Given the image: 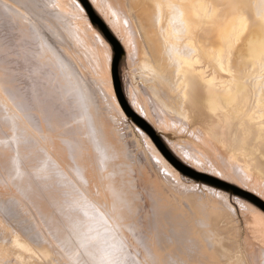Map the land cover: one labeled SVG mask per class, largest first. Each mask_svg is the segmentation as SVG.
<instances>
[{
    "label": "rangeland",
    "instance_id": "1",
    "mask_svg": "<svg viewBox=\"0 0 264 264\" xmlns=\"http://www.w3.org/2000/svg\"><path fill=\"white\" fill-rule=\"evenodd\" d=\"M3 1V3H2ZM0 1V19L2 17V22L0 20V24L2 23V25H0V264H75L78 260V256H79V259H80V255H81V259L80 261H78L77 264H79L81 262V260H84L83 257L86 256L85 252H87L88 250H91L93 248V251L96 249H98V247H102L105 249V245L106 246L109 244V247L110 246V236H107L104 235L103 238H101V235L105 233V227H103V223L105 226H107L106 229H110L111 225L109 226L108 225V222L114 217V214L115 213V217H118L116 216V213L118 212V210L116 209L117 212H115L111 207L113 206L112 205L110 207V209H112L113 211V216L112 218H110L111 216L109 215V213H107L109 216H107V214L105 215V217H103L102 219V211L101 209L105 208L106 207L108 208L109 204H107V202H109L111 199H109L107 196V202L105 203V201L103 202V200H105L104 198H106L105 196H103V194L106 191L104 188V186H102V183H104V185L106 184V180L104 179L105 178V175L102 173V175L104 176H101V175H98L97 173L101 174V169H103L102 172H104L106 169H104L103 167L100 169L101 171L100 172H94L96 169H97V165L98 164V167L100 168V164L101 163V158L98 157L95 153H97V149L101 150L103 147H111L110 149H114L117 153L115 154H118V153H122L124 155H126L127 157H130V155H132L130 158H125L123 159V156L121 154L120 156V159H123L124 162H122L121 160H117L118 162L116 163H124L126 165H128V167H133L131 168V170L134 172L133 174V178L135 181L139 182L138 184H140L142 187L144 184V186L146 185L145 183L147 182L146 179H148L149 177V184L153 185L155 182V184H158L160 183V181H162L161 183L165 186L166 188V191H167V195L166 192L163 193L164 196H165V200L166 202L170 205L172 204L171 206L176 208V210H170L169 213H171L170 217L171 219H175L176 216H173V212L175 211H179V213L182 214V211L183 213H186L185 216H189L188 220H185L187 221V223L189 224V230H190V234L191 236L193 237H196L195 235H197L198 237L202 238L204 235L201 231L204 232L205 230V233H211V232H214L217 233L218 235L215 234V237H216V240L218 241L217 244H219V250H227L228 249V252L225 250L224 251V256L220 262L221 264H264V238L261 239V237L258 239V237L254 236V234H252V230H250L248 228L247 230V223L249 221V218L250 217V214L252 211H250L249 213L246 211V209H242L238 204H235L236 207H238L239 209V212L242 211V213H236L235 215H231L228 213L227 209L225 210L226 207H224L221 203V201H212V199L214 198H209V196L206 194V191H204V193L202 191H200L201 195H203L202 197L203 198H198L200 197L201 195L199 193H197V187L194 185V183H198L199 185H206V186H209V187H213V186H210V185H207V184H204V183H201V182H196L194 180H191V179H188L185 177V181L183 183H177V181H172L170 178V180H168V178L165 177V174H164V171L162 170L160 172V166L158 165V161H154V159L152 158L154 155L151 154V151L149 153V148L145 145V143L143 142L141 136L135 131L133 130V127H131L130 125H128L127 122H125L124 120H122V118L119 116V114L117 115L116 113V109L112 108V105L113 103L111 104L110 103V95L108 93V87H107V60L104 56H106L105 52H107L106 48L104 47V43H102L100 40L98 41L96 39V35L92 33L90 27H87L88 25L86 24V22L84 21V18L82 16L81 13H79L80 11H78L77 8H75V6H73L74 4L70 1V0H59V1H63L60 2L62 3L61 5L59 4V1L57 0H2ZM9 1V2H8ZM14 1V2H13ZM18 1V2H16ZM26 1V3H25ZM28 1V3H27ZM32 1V2H31ZM67 1V3H66ZM102 1V2H101ZM106 1V2H105ZM114 1H115V5L114 6H118L120 7H114L113 4H114ZM125 1V3H124ZM134 1V2H132ZM21 2V3H20ZM24 2V4L22 3ZM40 2V3H38ZM70 2V3H69ZM102 8L104 10H107L105 11L106 14L109 16L110 20H116L115 22H113L112 20V23H115L117 25V27L119 26V24L123 22V24L121 25L120 24V28L119 30V33H121V38L125 41L126 43V47L128 46L127 44L129 43V48L127 49V51H129V53L126 54V56L124 57V59L122 60L121 62V66H120V71H121V76H122V81H123V85H124V89L125 91L127 92L128 88L129 90L132 89V91L130 90V92L132 93L133 97L135 98V100H139L137 101V103H139L142 107L144 106L145 110L149 113V115H151V117L154 118L155 122H152V124L154 125H157L156 128L158 127V133L160 135H162V137L164 138L165 142L167 143V145L169 146V148L171 150H173L172 148H174V150H176V152H179L178 154L181 156H187V158L190 156V158H188V162H192V164L194 166H196L197 168H200L201 170L203 171H200L202 173H206L208 175H211V176H214V175H217L218 179L221 178V180L225 181L226 179V182L228 183H231L233 185H236L238 187H240L241 189H244L248 192L253 191L254 192H258L260 194H262L261 196L264 197V173H261L260 171L258 172L257 169H255L254 167L250 166L251 165V161H249V158L251 156H249L250 152H248V154H243L244 151H242L240 149V147L236 144H233V143H229L227 144L228 142H226L225 145L224 143H221L220 142H217L209 137H206L204 135V133L202 134V128L200 129L201 127V124H199V122L197 123L196 121L195 122H188V120H186V117H185V112L182 111L181 109L178 108L179 104L173 101H170L167 97H166V94H165V91L162 92V88L157 86V83L156 81L154 80V69H152L153 67H155L154 64L155 61H157V58L158 56L157 55H153L154 58V61L150 60L152 56H150L149 52L150 53H153L154 50L156 49L157 46H155V43L156 41H152V40H157L156 38L157 37H154L152 38H149L147 42L149 43H154V45H149V43H146L148 44L149 46H154L151 47L153 48L151 50L150 49H145L143 52L147 55L149 54V60L148 58L146 59L145 57L143 58L144 54L141 55V52H138L140 50V48H142V44H144L143 42H141V40H143L144 38V35H143V31H140L139 30H136V28L138 29H143L145 30L146 28L148 27H151L150 24H148V22L144 19H142V21L140 20L139 17L141 18H145L146 15V11L149 13H152L153 14V9L152 7H149V4L147 2H145V0H138L137 2H135V0H99ZM111 2V3H110ZM118 2V4L116 3ZM127 2V4H126ZM131 2V3H130ZM140 2V3H139ZM141 2H145L144 5L141 3ZM33 5H31V4ZM34 3V4H33ZM110 3V4H108ZM139 5H138V4ZM37 4V6H36ZM68 4V5H67ZM117 4V5H116ZM133 5V8L131 5ZM138 6H136V5ZM143 6H142V5ZM6 6L7 10L3 8V6ZM10 5V6H9ZM14 5V6H13ZM31 5V6H29ZM35 5V6H34ZM63 5H66V6H63ZM123 5V6H122ZM125 5V6H124ZM127 5V6H126ZM148 5V6H146ZM258 5V4H256ZM4 6V7H5ZM13 6V7H11ZM19 9H17L18 7ZM47 6V7H46ZM53 9H52V7ZM72 6V7H71ZM113 6V7H112ZM129 6V7H128ZM139 9H134L136 7ZM37 7V8H36ZM51 7V8H49ZM55 7V8H54ZM57 7V8H56ZM60 7V8H59ZM105 7V8H104ZM143 7H145L143 9ZM27 8V9H26ZM33 8V9H32ZM67 8V9H66ZM109 8V9H108ZM113 8V9H112ZM117 8V9H116ZM126 8V9H125ZM128 8V9H127ZM132 9V12L131 9ZM148 8V9H147ZM9 9V10H8ZM12 9V10H10ZM20 9H22L20 11ZM35 9V10H34ZM37 9V10H36ZM40 9V10H39ZM43 9V10H42ZM46 9V10H45ZM60 9V10H59ZM119 9V10H118ZM143 9V10H142ZM14 10H15V13H14ZM66 12H65V11ZM123 10V11H122ZM128 10V11H127ZM137 10H139L140 12L138 13ZM145 10V11H144ZM150 10L152 12H150ZM21 14H20V12ZM78 11V12H77ZM116 11V12H115ZM119 13H118V12ZM136 11V12H135ZM142 11V12H141ZM2 12V13H1ZM10 12V14H8ZM12 12V13H11ZM18 14H17V13ZM35 12V13H34ZM64 12V13H63ZM68 12V13H67ZM113 12V13H112ZM117 13V16L115 13ZM128 12V13H127ZM111 13V14H110ZM125 13V14H124ZM134 14L132 16H130V14ZM136 13V14H135ZM138 13V15H137ZM143 14V15H140ZM8 16H7V15ZM12 14V15H11ZM14 14V15H13ZM20 14V15H19ZM80 14V15H79ZM113 14V15H112ZM127 14V15H126ZM148 14V13H147ZM5 18H9L8 20L5 19ZM19 15V16H17ZM26 15V16H25ZM33 15V16H32ZM61 15V16H60ZM70 15V16H69ZM112 17H111V16ZM137 15V16H135ZM145 15V17H144ZM15 16V17H14ZM17 16V17H16ZM25 16V17H24ZM30 16V17H29ZM72 16V18H71ZM77 16V17H76ZM125 16V17H123ZM133 16H135L136 18H139V20H137L135 17L133 18ZM139 16V17H138ZM143 16V17H142ZM148 16V15H147ZM11 17V18H10ZM21 17V18H20ZM24 17V18H23ZM27 17V18H26ZM70 17V18H69ZM114 17V18H113ZM122 18V22H119L121 21V19L119 18ZM129 17V18H128ZM14 20H13V19ZM17 18V20H16ZM23 18V19H22ZM26 18V19H25ZM5 19V20H4ZM31 19L33 20V22L31 21ZM57 19V20H56ZM79 19V20H78ZM130 19V21L128 20ZM132 19V20H131ZM136 20L138 21L137 24L136 21H134L135 23H133V20ZM146 19V18H145ZM23 20H27V21H24ZM43 20V21H42ZM64 20V21H63ZM127 20V22L125 21ZM6 21V22H5ZM29 21V22H28ZM52 21V22H51ZM81 21V22H79ZM83 21V22H82ZM15 22V23H13ZM32 22V23H31ZM46 24H45V23ZM64 22V23H63ZM119 22V23H117ZM146 22V23H145ZM8 23V26L7 24ZM12 23V24H11ZM17 23V24H16ZM29 25H27V24ZM35 23V24H34ZM129 24L127 26V24ZM142 23V24H141ZM145 23V24H144ZM10 24V25H9ZM22 24V25H20ZM61 24V25H60ZM67 24H70V25H67ZM136 24V25H135ZM141 24V28L139 27ZM145 26H144V25ZM146 24L149 25L146 27ZM4 25V26H3ZM60 25V27H59ZM64 25V26H63ZM81 25V26H80ZM86 27H85V26ZM139 25V26H137ZM7 26V27H5ZM12 26V27H11ZM16 26V27H15ZM77 26V28L75 27ZM83 26V27H82ZM131 26V27H130ZM137 26V27H136ZM144 26V27H143ZM14 27L17 29L15 30ZM24 27V28H23ZM75 27V28H74ZM80 27V28H79ZM126 27V28H125ZM133 27H136L135 29ZM33 28V29H32ZM63 28V29H62ZM71 30H69V29ZM8 31H6V30ZM10 29V30H9ZM22 29V30H21ZM51 29V30H50ZM84 29V30H83ZM20 30V31H19ZM13 33H12V32ZM17 31V33H15ZM38 31V32H36ZM63 31V32H62ZM126 31V32H125ZM136 31H139L136 33ZM3 32V33H2ZM7 32V34H6ZM11 32V33H10ZM19 32V33H18ZM22 32V33H21ZM60 32L62 34H60ZM73 32V33H72ZM10 33V34H9ZM38 33V34H37ZM64 33V34H63ZM138 33H140L139 35H141V39L138 35ZM6 34V35H5ZM15 34V35H14ZM5 35V36H4ZM17 35V36H16ZM23 35V36H22ZM40 35V37H39ZM91 35V36H90ZM137 36V37H136ZM143 36V37H142ZM21 37V38H20ZM64 37V38H63ZM67 37V39H66ZM78 37V38H77ZM139 37V39H138ZM5 38V39H3ZM14 38V39H13ZM16 38V39H15ZM18 38V39H17ZM83 40H82V39ZM129 38V40H128ZM135 38V39H134ZM143 38V39H142ZM180 38V36L178 37ZM182 38V37H181ZM3 39V40H2ZM38 39V40H37ZM62 39V40H61ZM79 39V40H78ZM137 39V40H136ZM19 40V41H18ZM61 40V41H60ZM67 40V41H65ZM146 40V38L144 39ZM180 40V39H179ZM4 41V42H2ZM26 41V42H25ZM84 41V42H83ZM182 41V40H180ZM17 42V43H16ZM101 42V43H100ZM140 42V43H139ZM15 43V44H13ZM65 43V45H64ZM71 43V45H70ZM137 43V44H136ZM7 44V45H5ZM42 44V45H41ZM75 44V45H74ZM85 44V45H84ZM100 44V45H99ZM103 44V45H102ZM130 44H132L130 46ZM180 46L178 45V47H181V51L186 49V53L189 54V49L187 50V48L183 47L184 43L183 42H180ZM27 45V46H26ZM36 45V46H35ZM63 47H62V46ZM74 45V46H73ZM78 45V46H77ZM140 48H138V46ZM7 46V47H5ZM45 46V47H44ZM82 46V47H81ZM87 46V47H86ZM142 46V47H141ZM66 47V48H65ZM73 47V48H72ZM146 47V46H145ZM144 47V48H145ZM183 47V48H182ZM66 51H65V49ZM80 48V49H79ZM87 50H86V49ZM92 48V49H91ZM101 48V49H100ZM133 48V49H131ZM137 48V49H136ZM5 49V50H4ZM42 49V50H41ZM68 49V50H67ZM82 49V50H81ZM105 52H104V50ZM143 49V48H142ZM141 49V50H142ZM10 50V51H8ZM14 50V51H13ZM28 50V51H27ZM31 50V51H30ZM69 50H71L69 52ZM74 50V51H72ZM77 50V51H76ZM98 50V51H97ZM147 50V51H146ZM150 50V51H148ZM17 51V53H16ZM21 53H19V52ZM53 51V52H52ZM68 51V53H67ZM81 51V52H80ZM92 51V52H91ZM134 51L135 53L133 54L132 52ZM47 52V53H46ZM72 52L74 54H72ZM131 52V53H130ZM142 52V53H143ZM148 52V53H146ZM24 53V54H23ZM95 53V54H94ZM139 53V54H138ZM7 54V55H6ZM10 54V55H9ZM16 54V55H15ZM72 54V55H71ZM98 54V55H97ZM129 54V55H128ZM133 56H132V55ZM157 54V53H156ZM21 55V56H19ZM102 55V56H101ZM134 55H135V58H134ZM152 55V54H151ZM71 56H72V59H71ZM75 56V57H74ZM86 56V57H85ZM92 56V57H90ZM95 56V57H94ZM129 56V57H128ZM148 56V55H147ZM8 57V58H7ZM26 57V58H25ZM82 57V58H81ZM152 57V59H153ZM9 58H11L9 60ZM42 58V59H41ZM76 58V59H75ZM91 58V59H90ZM95 58V59H94ZM103 59V60H100ZM129 58V60H128ZM132 58V59H131ZM49 59V60H48ZM77 59H78V62H77ZM8 60V61H7ZM62 60V61H61ZM69 60V61H68ZM72 60V61H71ZM76 60V61H75ZM98 60V61H97ZM100 60V61H99ZM105 60V61H104ZM146 60V61H145ZM148 60V61H147ZM10 61V62H9ZM14 63H13V62ZM75 61V63H74ZM91 61V62H90ZM152 62L149 64V62ZM8 62V63H7ZM77 62V63H76ZM134 62V63H133ZM147 62V63H145ZM7 63V64H5ZM22 63V64H21ZM74 63V64H73ZM96 63V64H95ZM104 63V64H103ZM18 64V65H17ZM57 64V65H56ZM151 64H154L152 65L151 67ZM6 65V66H5ZM24 65V66H23ZM50 65V66H49ZM52 65V66H51ZM94 66V67H93ZM20 67V68H19ZM32 67V69H31ZM8 68V69H7ZM24 68V69H23ZM68 68V70H66ZM80 68V69H79ZM104 68V69H103ZM139 68V69H138ZM45 69V70H44ZM79 69V70H78ZM84 70V71H83ZM64 71V72H63ZM68 71V72H67ZM93 73H92V72ZM98 71V72H97ZM103 71V72H102ZM147 71V72H145ZM167 71V70H166ZM67 72V73H66ZM138 72V73H137ZM152 74H151V73ZM37 73V74H36ZM104 73V74H103ZM166 72H164V75ZM16 74V75H15ZM45 74V75H44ZM151 74V75H150ZM71 75V76H70ZM83 75V76H82ZM102 75V76H101ZM139 75V76H138ZM10 76V77H9ZM12 76V77H11ZM69 76V78H67ZM75 76V77H74ZM14 77V78H13ZM73 77V78H72ZM89 77V78H88ZM91 77V78H90ZM6 78V80H5ZM21 80H20V79ZM41 78V79H40ZM71 78V80H70ZM104 78V79H103ZM12 79V80H11ZM76 79V80H75ZM150 79V80H149ZM26 80V81H25ZM47 80V81H46ZM69 80L72 81L69 83ZM78 80V81H77ZM103 80V81H102ZM22 81H25V82H22ZM39 81V82H38ZM45 81V82H44ZM54 81V82H53ZM60 81V82H59ZM90 81V82H89ZM97 81V82H96ZM106 81V82H105ZM149 81V82H148ZM15 84H14V83ZM27 82V83H26ZM62 82V83H61ZM75 84L77 87L79 86V88H75V85H72V84ZM156 83V84H155ZM39 84V85H38ZM79 84V85H78ZM6 85V86H5ZM47 85V86H46ZM156 85V86H154ZM31 86V87H30ZM84 86V87H83ZM132 86V87H130ZM135 86V87H134ZM6 87V88H5ZM80 87L81 89L86 93L88 91V93L90 92V94H83L84 96H81V90H80ZM88 87V88H87ZM103 87V88H102ZM159 87V88H158ZM8 88V89H7ZM74 88V89H72ZM146 88V89H145ZM3 89V90H2ZM54 89V90H53ZM76 89H78L76 91ZM86 91H85V90ZM156 89V90H155ZM29 90V91H28ZM36 90V91H35ZM74 90V91H73ZM150 90V92L148 91ZM107 91V92H106ZM158 91V92H157ZM9 92V93H8ZM44 92V93H43ZM50 92V93H49ZM60 92V93H59ZM107 94H106V93ZM162 92V93H161ZM12 93V94H11ZM29 93V94H28ZM80 93V94H79ZM16 94V95H15ZM79 94V95H78ZM92 94V95H91ZM127 94V93H126ZM163 94V95H162ZM3 95V96H2ZM16 97H15V96ZM90 95V96H89ZM94 95V96H93ZM15 97V98H12V97ZM19 96V97H18ZM78 96V97H77ZM80 96V98H79ZM137 96V97H136ZM85 97V98H83ZM94 97V98H92ZM96 97V98H95ZM98 97V98H97ZM105 97V98H104ZM49 98V99H48ZM82 98V99H81ZM101 98V99H100ZM103 98V100H102ZM143 98V99H142ZM147 98V99H146ZM2 99V100H1ZM9 99V101H8ZM79 99V100H77ZM86 99V100H84ZM92 101V99L94 100V102ZM169 100L168 102V105H167V101L165 100ZM84 101H87L86 104L88 105L89 101L91 102L92 105H95L93 106L92 108V105L89 104L88 106L85 104V106L83 105L84 103L82 102ZM97 100V101H95ZM144 100V101H143ZM157 100V101H156ZM59 101V102H58ZM81 101V102H80ZM105 101V102H104ZM147 101V102H145ZM156 101V102H155ZM159 101V102H158ZM165 101V102H164ZM10 102V103H9ZM30 102V103H29ZM97 103V106L96 104L94 103ZM100 102V103H99ZM149 102V103H148ZM154 102V103H153ZM171 102V103H170ZM79 103H81L79 105ZM110 103V104H109ZM143 103V104H142ZM160 103V104H159ZM12 104V105H11ZM40 104V105H38ZM42 104V105H41ZM174 107H172L173 105ZM176 104H177V109H175L176 107ZM48 105V106H47ZM79 105V106H78ZM82 105V106H81ZM91 105V106H90ZM101 105V107H100ZM155 105V106H154ZM159 105V106H158ZM171 105V107L169 106ZM47 106V107H46ZM83 106H84V111H83ZM96 106L98 109H100L103 113V117H104V114H105V117L107 118V116L109 117L110 115V118L112 117L111 115L114 116L115 115V119L116 121L113 119V121L117 122V124L114 122L115 126L114 127V124H112V120L110 119V122L109 121V118L108 120L104 117L102 118V116L99 114L101 113V111H99L98 109H96ZM45 107V108H44ZM50 107V108H49ZM80 107V108H79ZM81 107H82V110H81ZM86 107H91V108H88L90 111H92V113L89 111V110H86ZM109 107V108H108ZM111 107V108H110ZM148 107V108H147ZM169 107V108H168ZM15 108V109H14ZM58 108V109H57ZM167 108V109H166ZM14 109V111H13ZM45 109V110H44ZM79 109V111H78ZM104 109V110H103ZM112 109H115L113 111V113L109 114L110 113V110L112 112ZM179 109V111H178ZM98 111V116L95 115L97 112L95 111ZM163 110V111H162ZM173 110V111H171ZM176 110V111H174ZM181 110V111H180ZM64 111V112H63ZM82 111V112H81ZM85 111H88L90 115L93 114V117L94 115L96 116L95 119H93V121L91 122V120L89 119L90 118V115L88 117L87 113L88 112H85ZM106 111H109L106 112ZM169 111V112H168ZM18 112V114H17ZM30 112V113H29ZM84 112V113H83ZM94 112V113H93ZM15 113V115H14ZM80 113H83V114H80ZM101 113V114H102ZM106 113L107 116H106ZM173 113V114H172ZM21 114V115H20ZM47 114V116H46ZM52 114V115H51ZM184 114V117L183 115ZM247 112H245L243 115H246ZM6 115V116H5ZM14 115V116H13ZM50 115V117H49ZM77 116V120H76V117ZM80 115V116H79ZM81 115H86L85 117L84 116H81ZM182 115V116H181ZM18 116H21L20 118ZM74 116V118H73ZM101 116V117H100ZM158 116V117H157ZM84 117V118H82ZM119 117V118H118ZM18 118V119H17ZM81 118L84 120L85 118L88 119V120H84L85 123L87 124H84V122L81 120ZM92 118V116H91ZM96 118H100L99 120ZM102 118V119H101ZM152 118V119H153ZM16 119V120H15ZM75 119V120H74ZM121 119V120H120ZM35 120V121H34ZM58 120V121H57ZM94 120H96V124H94ZM157 120V121H156ZM26 121V122H24ZM40 121V122H39ZM106 126L108 125V129L106 128L109 133H110V138H107L109 139L108 141L110 142L108 145V141L106 139V135H109V134H106V131L105 129V136L104 134H102V130H101V127H103L104 125L101 124V122ZM104 121V122H103ZM108 123H107V122ZM11 122V123H10ZM14 122V123H13ZM16 122V123H15ZM19 122V123H17ZM23 122V123H22ZM56 122V123H55ZM94 122V123H93ZM98 122V123H97ZM106 122V123H105ZM176 122V123H175ZM27 123V124H26ZM42 123V124H41ZM74 123V124H73ZM91 123V124H89ZM100 123V124H99ZM110 123V124H109ZM151 123V122H150ZM161 123V124H160ZM195 123V124H194ZM12 124V125H11ZM14 124V126H13ZM33 124V125H32ZM58 124V125H57ZM61 124V125H60ZM83 124L85 127H83V130H85V135L86 133L88 135H84V132L82 129V125ZM99 124V125H97ZM125 124V125H124ZM179 124V125H178ZM191 124V125H190ZM30 125V126H29ZM54 125H57L56 127H53ZM60 125V126H59ZM92 125L95 127V125L99 128L98 131L96 132L97 135L94 133L95 129L94 130V127H92ZM111 125V127H110ZM119 125V126H118ZM29 126L30 130L32 129V132H30L29 128L27 127ZM35 126V128H34ZM45 129H44V127ZM79 126V127H78ZM118 126V127H117ZM161 126V127H160ZM186 126V127H185ZM193 126V127H192ZM199 126V127H198ZM14 127H16L17 131ZM60 127V128H58ZM91 127V128H90ZM125 127V128H124ZM165 127V128H164ZM28 128V129H27ZM56 129V132H57V128H58V134H57V137H59L60 139L59 140H65L64 138L66 137H63L61 139L60 136L62 135H65V136H68V138L70 137L69 136V133L70 135L73 133L74 135L76 134V137L73 135L72 137L69 138V140L71 138H76L78 139V137H80V142H82L83 140V136L86 137V139L88 140H84V144H87L88 141L90 143V146L92 145V148L93 146H95L94 148L95 149H90L91 152H88L90 151L89 149L88 150H84V148H82L83 145L80 144L79 140V146L77 144L78 147L81 146V150L83 149V151H87L90 155V159H92L91 157H93V159L91 160V162L93 161L94 163H96L94 167H96L93 171V173H96L98 176H95L96 174H94V178H98V180L101 178V177H104L102 179H104V182H102L103 180L101 179V181L97 180V179H94L97 184L96 187H94V189L92 188V191L91 192H86L87 194H83L82 192H84L87 188H90L91 190V187L93 186H89L93 181V177L91 179L92 182H90V184L88 183H84V185H82V188L80 186L78 187H75L73 188L74 190H70L68 189L67 191H65L68 186L66 185V189L63 188L64 187V184H62L61 182H58L56 184H51V188L53 189L52 190V193L53 195H56L58 198H60L61 202L62 203H67L68 200H69V196L71 195L72 197L70 198H74L76 199L74 202H78V204H80V206H75V205H72V207L70 209L71 212H73V216H74V211L77 210V211H80L78 212V214L80 213V216H83L82 218H84L86 220V217L88 215H91L92 214V211H94V213H99L101 216H100V219H98L99 217V214H96L98 217L96 218V216L94 214H92L91 216H89L91 219H87L89 221H94V224L97 223V220L100 222H102V225L100 226L103 230H105L104 232H101L102 234L99 235L98 232H93L94 234H98L100 239L103 240L102 243L104 244H101V241H97L95 240V242H91L89 244L88 248L87 246L82 247V245H76L75 244L73 245L72 243V240L71 239H63L58 236V233L57 231L55 230L54 231V228L52 230V226L54 222H51V221H54L55 219L59 218V216H61L60 213H58L59 211H57V213L52 209L49 211V209L47 208V206L45 205V201L43 202L42 201V196H40L41 194H36L38 196H36L35 194H32V192L29 190V186H28V183H29V180L31 181V178H33L31 175L32 174H29V172L33 173L32 170L29 171L30 169H39L38 170V173L35 175V179L36 181H38L40 184H43L45 182V180L47 179V175L44 177L45 173L47 174L48 172H52V171H46L45 169V165H48L49 168H51V165L53 168H58L59 171L62 172L63 170V167L65 164H70V168L72 166V161L70 157V155L68 154V151H70L69 147L66 145L70 143V141L67 143L65 141H58L57 138H55L56 136H53L52 135H56V134H53V132H55L54 129ZM62 128V129H61ZM96 128V127H95ZM112 128V129H111ZM116 128V129H115ZM118 128H121V129H118ZM197 128V129H195ZM12 129V130H11ZM14 129V130H13ZM38 129H40L41 131H39ZM53 129V130H52ZM86 129L88 130L86 132ZM90 129V130H89ZM187 129V130H186ZM26 130V131H25ZM28 130V131H27ZM34 130V131H33ZM45 130V131H44ZM61 130V134L59 133V131ZM113 130V131H112ZM118 130V131H117ZM16 135L19 134L20 132V137L19 139L17 138L18 136H16L15 138V132ZM53 131V132H52ZM81 131V132H80ZM90 131V132H89ZM94 131V132H93ZM101 131V132H99ZM121 131V132H120ZM14 132V133H13ZM42 132V133H41ZM45 132V133H44ZM65 132V133H64ZM179 132V133H178ZM31 133V134H30ZM38 133V135H37ZM40 133V134H39ZM90 133V135H89ZM94 133V135H93ZM196 133V134H195ZM31 136H30V135ZM68 134V135H67ZM79 134V136H78ZM81 134V135H80ZM116 134V136H115ZM4 135V136H3ZM60 135V136H59ZM83 135V136H82ZM96 135V136H95ZM102 135V137H101ZM122 135V136H121ZM128 135V137H127ZM43 139H42V137ZM82 136V137H81ZM90 136V137H89ZM94 137V139H92V137ZM104 136V137H103ZM137 136V137H136ZM84 137V138H85ZM96 137V138H95ZM100 139H99V138ZM200 137V138H199ZM22 138V139H21ZM98 138V139H97ZM102 138L104 140H102ZM114 140H113V139ZM117 138V140H115ZM119 138V139H118ZM170 138V139H169ZM4 139V140H3ZM10 141H9V140ZM31 139V140H30ZM56 139V140H55ZM93 141H91V140ZM6 140V141H5ZM22 140H25V141H22ZM42 143H41V141ZM75 140V139H74ZM74 140H71V141H74ZM95 140H99V143L97 144V142ZM113 142H112V141ZM120 140V141H119ZM13 141V142H12ZM39 141V142H37ZM47 141V142H46ZM51 143H50V142ZM87 141V142H86ZM91 141V142H90ZM103 141V142H102ZM120 142L119 144H117V142ZM12 142V143H11ZM37 142V143H36ZM46 142V143H45ZM59 142H63V145ZM74 142H77L76 140ZM96 142V143H95ZM101 142V143H100ZM115 142V143H114ZM203 142V143H202ZM213 142V143H212ZM231 142V141H229ZM3 143V144H2ZM14 143V144H13ZM58 143V144H57ZM64 143H66L64 145ZM82 143V144H83ZM96 144V145H93V144ZM104 144H107V146H104ZM132 143V144H131ZM17 144V145H16ZM38 144H39V147H38ZM42 144V145H41ZM45 144H47L45 146ZM54 144V145H53ZM74 144V143H72ZM70 144V146L72 145ZM127 144V145H126ZM3 145V146H2ZM12 145V146H11ZM16 145V146H15ZM60 145V146H59ZM101 145V146H98ZM114 145V147H113ZM121 145V146H120ZM126 145V146H125ZM175 145V146H174ZM183 145V146H181ZM5 146V147H4ZM9 148H8V147ZM11 146V147H10ZM65 148H64V147ZM67 146V147H66ZM75 149H76V147ZM87 147H90L89 145H86ZM225 146V147H223ZM15 147V148H14ZM33 147V149H32ZM45 147V149H44ZM47 147V148H46ZM53 147V149L51 148ZM64 149H63V148ZM72 147V146H71ZM78 147H77V150L78 151ZM85 147V145L83 146ZM98 147V148H97ZM113 147V148H112ZM122 147L120 150L119 148ZM123 147H125L123 149ZM177 147V148H176ZM197 147V148H196ZM199 147V148H198ZM214 147V148H213ZM18 148V150H17ZM49 148V149H48ZM50 148L52 149V152L50 150ZM55 148V149H54ZM62 148V149H61ZM68 150H67V149ZM126 148H128V152L126 150ZM225 148V149H224ZM10 149V150H9ZM12 149V150H11ZM27 149V150H26ZM48 149V150H47ZM74 148L72 147V150ZM80 149V148H79ZM85 149H87L85 147ZM118 149V150H117ZM179 149V150H177ZM181 149V150H180ZM240 149V150H239ZM42 150H44V152H42ZM46 150V151H45ZM54 150V151H53ZM56 150V151H55ZM63 150V151H62ZM65 150V151H64ZM79 150V151H81ZM93 150V151H92ZM96 150V152H95ZM111 150V151H112ZM114 150L112 151V153H114ZM32 151V152H31ZM49 151V152H48ZM58 151V152H57ZM82 151V152H83ZM15 152V153H14ZM34 152V153H33ZM57 152V153H56ZM62 152V153H61ZM67 152V153H66ZM83 152V153H84ZM84 153V154H87ZM92 152H94L92 154ZM99 152V151H98ZM126 154H125V153ZM174 152V154L180 159L179 155L176 154L175 151H172ZM7 153V154H6ZM32 153V154H31ZM36 153V154H35ZM55 153V154H53ZM61 153V154H59ZM68 154L67 157L66 155L64 154ZM70 153V152H69ZM81 153V152H80ZM111 153V152H110ZM111 153V154H112ZM184 153V154H183ZM186 153V154H185ZM9 154V155H8ZM31 155V158H30V155ZM44 154V155H43ZM47 154H49V156H47ZM59 156H57V155ZM71 154V153H70ZM79 154V153H78ZM119 154V155H120ZM239 154V155H238ZM152 155V156H151ZM244 155V156H243ZM251 155V154H250ZM9 156V157H8ZM11 156V157H10ZM34 156V157H33ZM42 156V157H41ZM43 156L45 161L47 160V157H48V160H47V163H44V166L43 163H41V159H43ZM47 156V157H46ZM52 156L54 158H50L51 159V163H53L54 161L61 165V166H58L59 164H55V162L53 164L50 163V159L49 157ZM57 156V157H56ZM62 156L64 157V159H62ZM69 156V157H68ZM80 156V155H79ZM84 156V155H83ZM82 156V157H83ZM98 158H97V157ZM101 156V155H100ZM117 156V155H115ZM185 156V157H186ZM227 156V157H226ZM231 156V157H230ZM8 157V158H7ZM39 159H38V158ZM60 157V158H58ZM86 158V155L84 156ZM82 158L83 161L85 160L86 162V159L85 158ZM133 157V158H132ZM239 157V158H238ZM11 158V159H10ZM18 160H17V159ZM34 158V159H33ZM56 158L57 161H56ZM68 158V162L65 161L66 159ZM78 158V157H77ZM81 159V157H79ZM97 158V159H96ZM197 158V159H196ZM242 158V160H241ZM8 159V160H7ZM13 159V160H12ZM43 159V160H44ZM54 159V160H53ZM89 159V160H90ZM117 159V158H116ZM115 159V161H116ZM131 159V160H130ZM195 161V164L193 163V160ZM251 159V158H250ZM53 160V162H52ZM61 160H63L61 162ZM71 163H70V161ZM89 160L87 161V163L89 162ZM100 160V162H99ZM181 160V159H180ZM197 160V161H196ZM25 161V162H24ZM36 161V162H35ZM78 161V160H77ZM81 161V160H80ZM79 161V162H80ZM97 161V162H96ZM111 161V160H110ZM131 161V162H130ZM183 161V160H181ZM233 161V162H232ZM8 162V163H7ZM34 162L36 164H34ZM65 162V163H64ZM82 162V161H81ZM80 162V163H81ZM85 162L82 164L85 165ZM92 162V164H93ZM103 162V161H102ZM128 162V164H127ZM184 162V161H183ZM190 162V163H191ZM240 162V163H239ZM75 163V162H73ZM86 163V165H87ZM90 163V162H89ZM89 167L92 166V164L90 163ZM185 163V162H184ZM198 163V164H197ZM234 163V164H233ZM51 164V165H50ZM64 164V165H63ZM134 164V165H133ZM186 164V163H185ZM200 164V166H199ZM34 165V166H32ZM42 167H41V166ZM50 165V166H49ZM87 165V166H88ZM157 165V167H155ZM188 165V164H187ZM199 167H198V166ZM37 166V167H36ZM57 166V167H56ZM63 166V167H62ZM68 166L67 168H69V165H66ZM65 166V167H66ZM101 166H103V164H101ZM105 166V165H104ZM140 166V167H138ZM190 166V165H188ZM205 166V167H204ZM208 166V167H207ZM7 167V168H6ZM15 169H14V168ZM41 167V169L39 168ZM44 167V168H43ZM47 167L48 170H51ZM62 167V170H60ZM73 167V166H72ZM85 167V166H84ZM93 167V166H92ZM91 167V169H92ZM93 167V168H94ZM129 167V169H130ZM141 167L143 168V171L141 170ZM192 167V166H190ZM23 169V171H25L24 173L20 171V173H23L22 175L18 172V174L16 173V169L19 170V169ZM83 168V166H82ZM87 168V167H86ZM98 168V169H99ZM106 168V167H105ZM135 168V169H134ZM231 168V169H230ZM254 168V169H252ZM45 169V170H44ZM85 169V168H84ZM90 169V170H91ZM140 172H139V170ZM194 169V168H193ZM215 169V170H214ZM11 170V171H10ZM87 170V169H85ZM89 170V169H88ZM89 170L90 172V175L89 176H93V173L91 175V171ZM252 170V171H251ZM257 170V171H255ZM43 171V172H42ZM81 171V170H80ZM99 171V170H97ZM107 171V170H106ZM138 171V172H136ZM143 173H142V172ZM37 171H35L36 173ZM42 172V173H41ZM63 172L65 173V168L63 170ZM82 172V171H81ZM88 172V173H89ZM210 172V174H209ZM215 172V173H213ZM220 172V173H219ZM16 173V175H15ZM26 173V174H25ZM28 173V174H27ZM44 173V175H43ZM48 173V174H50ZM63 173V175H64ZM67 173L70 174V172H66V176L65 179H68L66 182L68 183L69 182V179H70V184H74V182H72L71 178H73V176L70 175V178H69V175L67 176ZM85 173V172H84ZM87 173V171H86ZM105 173V172H104ZM138 176H136L137 174ZM140 173V175H139ZM212 173V174H211ZM8 176H7V175ZM82 174V173H81ZM143 174V175H142ZM149 174V175H148ZM214 174V175H213ZM263 174V176H262ZM3 175V176H1ZM6 175V176H5ZM13 175V177H12ZM18 175V176H17ZM26 175V176H25ZM40 175V176H39ZM145 175V176H144ZM261 175V176H260ZM20 176H23V177H20ZM51 176V174H50ZM85 175H82V177H84ZM87 176V174H86ZM85 176V177H86ZM148 176L146 179L144 177ZM28 177H31V178H28ZM85 177L83 179H85ZM138 179H137V178ZM140 177V178H139ZM220 177V178H219ZM224 177V179H222ZM226 177V178H225ZM38 178V179H37ZM40 178V180H39ZM50 178V177H49ZM88 179V177H86ZM19 179V180H18ZM22 181H21V180ZM82 179V180H83ZM143 179V180H142ZM145 179V181H144ZM11 180V181H10ZM14 180V181H13ZM139 180V181H138ZM154 180V181H153ZM44 181V182H43ZM74 181V180H73ZM84 181V180H83ZM95 181L93 183H95ZM153 182L152 183H150ZM190 181H192V183H190ZM19 182H21V184H19ZM23 182V183H22ZM25 182V183H24ZM85 182V181H84ZM87 182V181H86ZM89 182V180H88ZM99 182V183H98ZM145 182V183H144ZM164 182H166L164 184ZM174 182V183H173ZM176 182V183H175ZM194 182V183H193ZM2 183V184H1ZM60 183V184H59ZM261 183V184H260ZM4 184V185H3ZM23 184L24 187L22 186ZM58 184V186H57ZM62 184V185H61ZM87 184V185H86ZM100 184V185H99ZM107 184H109V182H107ZM154 184V185H155ZM44 185V184H43ZM54 185V186H53ZM61 185V186H60ZM78 185V184H76ZM86 185V186H85ZM93 185V184H92ZM94 185V186H95ZM159 185V184H158ZM243 187H242V186ZM26 186V188H25ZM83 186L84 188L87 187L85 190L83 189ZM102 186V187H100ZM150 186V185H149ZM4 187V189H3ZM18 187V188H17ZM107 187V186H105ZM109 187V186H108ZM168 187V188H167ZM6 188V189H5ZM24 188V189H23ZM60 191H59V189ZM63 188V190H62ZM78 188L80 189L79 191H81V193H79V195H84L85 197L87 196V198H82L81 196L79 197L78 194L75 193V191L78 190ZM203 188V187H202ZM215 188V187H213ZM57 189V190H56ZM65 189V190H64ZM72 189V188H71ZM218 189V188H216ZM250 189V190H248ZM26 193H24V191ZM84 190V191H83ZM89 190V189H88ZM89 190V191H90ZM219 190H222V189H219ZM18 191V192H17ZM55 193H54V192ZM72 191V193H71ZM94 191V192H93ZM101 191L103 192V194L101 193ZM169 191V192H168ZM224 191V190H222ZM69 192L71 194H69ZM73 192L75 193V195L77 197H74L72 194ZM162 192H164L162 190ZM171 192V193H170ZM196 192V193H195ZM227 192V191H225ZM29 193V194H28ZM59 193V194H58ZM62 193V195H61ZM78 193V191H77ZM91 196H90V194ZM101 193V194H100ZM229 194V197H234L236 195H232L230 192H227ZM251 193V192H250ZM28 194V195H27ZM32 194V196H30ZM99 194V196H98ZM141 194V193H139ZM138 194V195H139ZM196 194H198L196 196ZM205 194V195H204ZM22 195V196H21ZM103 197H102V196ZM106 195V194H105ZM30 196V197H28ZM68 196V197H67ZM90 196V197H88ZM195 196V197H194ZM39 197V198H37ZM96 197H99L97 198V202L98 200L101 201V198H103L102 202L105 203L104 207L103 206V203L101 202V206H98V208H96V203L97 202H94V207H90L91 205L93 206L92 202L93 201H96L94 200ZM171 199L172 201L169 200L168 202V199ZM173 197V198H172ZM208 197V198H207ZM238 197V196H236ZM45 198V196L43 197ZM64 198V199H63ZM90 198L91 200H93L92 202H90ZM94 198V199H93ZM240 198V197H239ZM38 199V200H37ZM68 199V200H67ZM71 199V200H72ZM78 199H81V200H84L85 199V204L84 201H82V203L78 200ZM86 199L89 200V210L88 212H90V209H93L90 214L87 213V214H83L81 213V210L82 212L86 213V207H88L86 204H88V202L86 203ZM202 201H201V200ZM242 199V198H241ZM30 200V201H29ZM70 200V201H71ZM244 200V199H243ZM34 201V202H33ZM69 201V203H70ZM71 201V203L73 202ZM100 201L97 203L99 204ZM176 201V202H175ZM247 201V200H245ZM112 202H115L113 199H112ZM205 204H204V203ZM248 202V201H247ZM22 203V204H21ZM24 203H26L27 206H23L25 205ZM203 203V204H201ZM219 203V204H217ZM250 203V202H249ZM30 204V205H29ZM44 204V205H43ZM63 204V205H64ZM207 204H210L211 205V209L209 208V212L212 213V215L214 216L215 213L218 217H216V215L213 217H209L208 218L213 222H211L209 220L208 224L205 223L204 225H201L200 223H202V221H204L205 219L202 220V216L199 217L200 221L198 220V218H194V216L196 215H199L197 213V209H201V206L205 208V205ZM42 205L46 207V209H42ZM81 205H83L85 208H83ZM204 205V206H203ZM214 207H213V206ZM224 207L222 209V207ZM106 206V207H105ZM170 206V207H171ZM37 207V208H36ZM41 207V208H40ZM76 207V208H75ZM100 207H102L100 209ZM113 207V208H114ZM216 207V208H215ZM27 208V209H26ZM36 208V209H34ZM74 208V209H73ZM79 208H83V209H79ZM203 208V209H204ZM208 208V206H207ZM206 208V210H207ZM39 211H38V210ZM48 209V210H47ZM85 209V210H84ZM88 209V208H87ZM96 209V210H94ZM97 209H100V212L97 210ZM197 211H196V210ZM242 209V210H241ZM37 210V211H36ZM46 210V211H45ZM84 210V211H83ZM187 210V211H186ZM211 210V211H210ZM217 210V211H216ZM241 210V211H240ZM27 211V212H26ZM29 211V212H28ZM53 211V212H52ZM68 211V210H67ZM75 211V212H77ZM107 211V210H106ZM108 211H109V208H108ZM215 211V213H214ZM104 212V211H103ZM121 212V211H120ZM189 212H196V214L193 216L190 217V213ZM243 212L245 214H243ZM188 213V214H187ZM33 214V215H32ZM58 214V215H57ZM71 214V215H72ZM77 214V216H78ZM83 214V215H81ZM242 214V215H241ZM247 214V215H246ZM249 214V216H248ZM36 215V216H35ZM68 215V213H67ZM76 215V214H75ZM94 215V218L92 217ZM129 215V213H128ZM126 215V216H128ZM244 215V216H243ZM39 216V217H38ZM41 216V217H40ZM45 216V217H44ZM48 216V217H47ZM50 216V218H49ZM75 216V217H77ZM78 216V218L80 217ZM104 216V214H103ZM109 219V221H105L107 218ZM125 216V217H126ZM247 216V217H246ZM53 217V218H52ZM34 218V219H33ZM55 218V219H54ZM81 218V219H82ZM88 218V217H87ZM119 218V217H118ZM121 218V217H120ZM128 219L130 218L131 219V216L130 217H127ZM127 218L125 220H127ZM187 218V217H186ZM215 218H216V221H215ZM219 218V219H218ZM223 218V219H222ZM228 218V219H227ZM56 220V221H59ZM77 219V218H76ZM84 219H82L83 221H85ZM102 219V220H101ZM105 219V220H104ZM107 219V220H108ZM115 219V218H114ZM117 219V218H116ZM123 219V218H122ZM127 220L125 221L126 223L130 221ZM190 219V220H189ZM191 219H192V223H191ZM222 219V220H221ZM47 220V221H46ZM50 220V221H49ZM80 220V222L82 221ZM86 220V221H87ZM34 221V222H33ZM36 221V222H35ZM39 221V223H38ZM82 223H89V221H85ZM92 221V222H93ZM112 223L111 224H114V222H116V224H120V221L117 219V220H111ZM119 221V222H117ZM196 221V222H195ZM197 221H198V224H197ZM247 221V222H245ZM79 222V220H78ZM194 222L196 224H194ZM200 222V223H199ZM211 222V223H210ZM124 223V222H123ZM123 223H122V227H121V224H120V227L123 228ZM133 221L130 222V224L132 225ZM225 223V224H224ZM229 223V224H228ZM36 224V225H35ZM80 224V223H79ZM85 224V226H86ZM92 225V223H90ZM88 225L87 227H85L86 229H89L91 228L90 226L91 225ZM92 225L93 227H95V225ZM98 224V223H97ZM101 224V223H100ZM125 224V223H124ZM199 224L201 225V227L199 226ZM224 224V225H223ZM237 224V225H236ZM39 225V226H38ZM82 225V224H81ZM128 225V224H127ZM127 225H125L124 227H127ZM45 226V227H44ZM84 227V225H82ZM109 226V227H108ZM116 226V225H115ZM206 226V227H205ZM40 227V228H39ZM97 227V225H96ZM95 227V229H96ZM98 227L97 229L99 230ZM119 227V226H117ZM119 227V228H120ZM198 227H200L201 229H199ZM48 228V229H47ZM100 228V229H101ZM207 228V229H206ZM42 229V230H41ZM88 229V233H90V231L92 232L93 230H89ZM94 229V228H93ZM101 229V230H102ZM118 229V228H116ZM199 229V230H198ZM228 229V231H227ZM234 229V230H233ZM49 230V232H48ZM102 230V231H103ZM107 230V232H109ZM126 230V228H125ZM201 230V231H200ZM210 230V231H209ZM192 231V232H191ZM236 231V233H235ZM238 231V233H237ZM45 232V233H43ZM56 232V233H55ZM99 232V233H100ZM129 233V231H127ZM53 233V234H52ZM91 233V234H93ZM131 233V232H130ZM146 233V231H145ZM193 233V234H192ZM45 234V236H44ZM52 234V235H51ZM108 234V233H107ZM115 234L112 233L111 235ZM47 235V236H46ZM110 235V234H108ZM142 235H144V233H142ZM44 236V237H43ZM54 236H57L54 237ZM103 236V235H102ZM134 234L131 236L132 239L134 238L135 239V236ZM146 236V234L144 235ZM206 236V235H205ZM253 238H252V237ZM53 237V238H52ZM143 237V236H142ZM218 237V238H217ZM104 238L110 240L109 242H104ZM248 238V239H247ZM254 238H257V239H254ZM43 239V240H42ZM53 239V240H51ZM55 239V240H54ZM58 239V240H56ZM60 239V240H59ZM133 239V240H134ZM220 239V240H218ZM49 240V241H47ZM67 240V241H66ZM136 240V239H135ZM145 240H147V238L145 237ZM260 240H263L262 242ZM61 241V242H60ZM66 241V242H65ZM50 242V243H49ZM100 242V243H99ZM137 242V241H136ZM63 243V244H62ZM70 246V248H68V251H67V247H69L67 244ZM93 243V244H92ZM149 243V242H148ZM62 244V245H61ZM262 244V245H261ZM53 245V246H52ZM57 245V246H56ZM65 245V246H64ZM96 245V246H95ZM151 247H150V246ZM148 247L150 248H153L151 243H149ZM60 246V247H59ZM64 246V247H63ZM67 246V247H66ZM80 246V247H78ZM98 246V247H97ZM71 247L73 248H78L80 249L78 252H76V256L78 254V256L76 257L75 256V260H71V257L75 255V252H74V255L71 249ZM96 247V249H95ZM100 247V250L102 249ZM107 247V248H109ZM225 248V249H222ZM56 248V249H54ZM61 248H65L64 250H62ZM82 248V249H81ZM88 248V249H87ZM143 248V247H142ZM77 249V250H78ZM148 249V248H147ZM56 250V251H55ZM76 250V249H74ZM73 250V251H74ZM87 250V251H86ZM99 250V249H98ZM106 251H109V249H105ZM144 251H146V249H143ZM151 252H153L151 249H149ZM231 250V251H230ZM65 252L66 254H64L63 252ZM85 251V252H83ZM127 251V250H126ZM230 251V252H229ZM71 252V253H70ZM103 251H99L97 253H102ZM222 252V251H221ZM227 252V253H226ZM69 253V254H68ZM84 253V254H83ZM110 253V251L108 252ZM107 252L105 253V251L102 253V254H108ZM126 253V252H125ZM226 253V255H225ZM231 253V254H230ZM60 254V255H59ZM62 254V255H61ZM64 254V255H63ZM154 253H152L153 255ZM230 256H228V255ZM70 255V256H69ZM72 255V256H71ZM127 255V253H126ZM151 255V256H152ZM155 255V254H154ZM233 255V256H232ZM63 258H62V257ZM70 257V258H68ZM129 257L130 259H133L132 261H134V258L137 260V261H140V256L138 255V257H135L132 258L130 256H127ZM229 257V258H227ZM62 258V259H61ZM68 258V259H67ZM128 258V259H129ZM153 258V257H152ZM158 260L156 259V257L154 258L155 259V262L156 264H163V259H165V257H161L158 256L157 257ZM231 258V259H230ZM77 259V260H76ZM129 259L128 262H132L131 260ZM153 259V260H154ZM234 259V260H233ZM237 259V260H236ZM67 260V261H66ZM71 260V261H70ZM166 260V259H165ZM223 260L225 262H223ZM66 261V262H65ZM73 261V262H72ZM159 261V262H158ZM235 261V262H234ZM241 261V262H240ZM72 262V263H71ZM84 262H86L87 264H90L88 263V261H83V263L81 262L80 264H85ZM127 262V263H128ZM135 262V261H134ZM134 262H132V264H134ZM150 262V261H149ZM161 262V263H160ZM169 263V261L167 260L165 263ZM173 262V261H172ZM138 263V262H137ZM140 264H143V262H139ZM145 263V262H144ZM147 264H149L148 262H146ZM145 263V264H146ZM151 263V262H150ZM153 263V262H152ZM164 263V264H165ZM167 263V264H168ZM170 263H171V260H170ZM131 264V263H130ZM155 264V263H153Z\"/></svg>",
    "mask_w": 264,
    "mask_h": 264
},
{
    "label": "bare ground",
    "instance_id": "2",
    "mask_svg": "<svg viewBox=\"0 0 264 264\" xmlns=\"http://www.w3.org/2000/svg\"><path fill=\"white\" fill-rule=\"evenodd\" d=\"M0 1H2V0H0ZM15 1V0H14ZM13 1V2H14ZM23 1V0H22ZM33 1V0H32ZM31 1V2H32ZM44 1V0H43ZM49 1H51V0H49ZM57 1H59V0H57ZM74 5L73 6H75V8H77L78 9V11H80L79 13H81L82 14V16H83V18H84V21L86 22V24L88 25L87 27H90V29H91V31H92V33H93V35L95 34L97 37H96V39L99 41H101L102 43H104V47L106 48V50H107V52H105V50H104V52L106 53L105 55L106 56H104L105 58H106V60H107V69H106V71H107V91H108V93H109V95H110V103L112 102L113 103V105H112V108H113V106H114V108L116 109V114L118 115L119 114V116L122 118V120H124L125 122H127L128 123V125H130L131 127H133V130H135L140 136H141V138H142V140H143V142L145 143V145L149 148L148 150H149V153H150V151H151V154L152 155H154L152 158L154 159V157H155V159H154V161H158V165L160 166V172L163 170L164 171V174H165V177L166 178H168V180H172V181H177V183H183L184 181H185V177L184 176H182V174L179 172V171H177L167 160H166V158L162 155V153L158 150V148L156 147V145L153 143V141H152V139L143 131V130H141L139 127H137L127 116H126V114H125V112L123 111V109H122V107H121V105H120V103H119V101H118V98H117V96H116V93H115V90H114V84H113V79H112V59H113V51H112V48H111V46H110V44L104 39V37L102 36V34L100 33V31L98 30V28L90 21V19H89V17H88V15H87V13H86V11H85V9L83 8V6L81 5V3L78 1V0H70ZM91 1V3L93 4V6H94V8L96 9V11L102 16V18L106 21V23L108 24V26L111 28V30L116 34V36L120 39V41L122 42V45H123V47H124V56H123V58L126 56V54L127 53H129V51H127V49L129 48V43L127 44L128 46L126 47V43H125V39L123 40L122 38H121V33H119V31H121V30H119L121 27H120V24H119V26L118 27H120V28H118L117 27V25L115 24V23H112V21L113 22H115L114 20H110V18H109V16L106 14V12L105 11H107V10H104L103 8H102V6H101V4H100V2H99V0H90ZM118 1V0H117ZM123 1V0H122ZM127 1V0H126ZM138 0H135V2H137ZM143 1V0H142ZM9 2V1H8ZM16 2H18V1H16ZM29 2H30V0H29ZM45 2V1H44ZM53 2H54V0H53ZM60 2H62L63 3V1H59V4L61 5L62 3H60ZM102 2V1H101ZM106 2V1H105ZM108 2H109V0H108ZM132 2H134V1H132ZM145 2H147L148 4H149V7H152V11H153V14L152 13H149V11L147 12L146 11V13H145V15H146V17H145V15H144V17L146 18H141V17H139L140 18V20L142 21V19H144V21L146 20L147 22H148V24H150L151 25V27H148V28H146L145 30H143L142 28H141V24L143 23V21H142V23L140 24V26L139 25H137V26H139L141 29H138V28H136V27H133L134 29L136 28V30H142L144 33H143V35H144V39L146 38V40H144L143 38V40H141V42H143L144 44H142V48H140L138 45V48H140V50L138 51V52H140V51H144L145 49H150L151 47H153L154 48V46H149V45H154V43H149L151 40H152V38H154V37H157L156 39L157 40H152V41H156V43H155V46H157L156 47V49L154 50V52L153 53H150L149 52V54H150V56H152L153 57V55H157L158 56V58H157V61H155V63L154 64H156V65H154V64H151V67H152V65H154L155 67H153L152 69H154L153 71V73H154V75H152V76H154V80L156 81V83H157V86H159V87H161L163 90H162V92L163 91H165V94H166V97L170 100V101H176V103L177 104H179V106H178V108L179 109H181L182 111H184L185 113V117H186V120H188V122H199V124H201V127H200V129L202 130V134L204 133V135L206 136V137H209V138H211V139H213V140H215V141H217V142H220L221 143V145H222V143H226V142H228L227 144H229V143H233V144H236V145H238L239 147H240V149L242 150V151H244L243 152V154L245 153V154H248V152H250V154H249V156H251L250 158H249V161H251V165L250 166H252V167H254L255 169H257L258 170V172L260 171L261 173H264V0H145ZM144 2V3H145ZM2 3H3V1H2ZM21 3V2H20ZM23 4H24V2H22ZM25 3H26V1H25ZM27 3H28V1H27ZM38 3H40V2H38ZM66 3H67V1H66ZM70 3V2H69ZM111 3V2H110ZM110 3H108V4H110ZM117 4H118V2H116ZM124 3H125V1H124ZM131 3V2H130ZM140 3V2H139ZM143 5H144V3L143 2H141ZM31 4V3H30ZM34 4V3H33ZM64 4V3H63ZM116 4V5H117ZM126 4H127V2H126ZM138 4V3H137ZM141 4V5H142ZM146 4V3H145ZM256 4H258V5H256ZM1 5V4H0ZM32 5V4H31ZM31 5H29V6H31ZM68 5V4H67ZM115 5V1H114V4H113V6ZM119 5V4H118ZM117 5V6H118ZM131 5V4H130ZM136 5V4H135ZM139 5V4H138ZM138 5H136V6H138ZM142 5V6H143ZM5 6V5H4ZM3 6V8L4 9H6L7 10V8H6V6L4 7ZM10 6V5H9ZM14 6V5H13ZM13 6H11V7H13ZM33 6V5H32ZM35 6V5H34ZM36 6H37V4H36ZM63 6H66V5H63ZM112 6V7H113ZM117 6H114V7H117ZM123 6V5H122ZM125 6V5H124ZM127 6V5H126ZM132 6V8H133V5H131ZM136 6H134V7H136ZM141 6V7H142ZM146 6H148V5H146ZM18 7V6H17ZM47 7V6H46ZM52 7V6H51ZM51 7H49V8H51ZM72 7V6H71ZM119 7V6H118ZM129 7V6H128ZM141 7H139V8H141ZM14 8V7H13ZM37 8V7H36ZM55 8V7H54ZM57 8V7H56ZM60 8V7H59ZM105 8V7H104ZM120 8V7H119ZM139 8H134V9H139ZM145 7H143V9H144ZM17 9H19V7L17 8ZM27 9V8H26ZM33 9V8H32ZM52 9H53V7H52ZM67 9V8H66ZM109 9V8H108ZM113 9V8H112ZM117 9V8H116ZM126 9V8H125ZM128 9V8H127ZM129 9H131V8H129ZM142 9V10H143ZM148 9V8H147ZM9 10V9H8ZM10 10H12V9H10ZM22 9H20V11H21ZM35 10V9H34ZM37 10V9H36ZM40 10V9H39ZM43 10V9H42ZM46 10V9H45ZM60 10V9H59ZM119 10V9H118ZM19 11V12H20ZM65 11V10H64ZM77 11V12H78ZM123 11V10H122ZM128 11V10H127ZM145 11V10H144ZM151 10H150V12H152ZM18 12V13H19ZM66 12V11H65ZM116 12V11H115ZM114 12V13H115ZM118 12V11H117ZM130 12H132V9H131V11ZM136 12V11H135ZM137 12L139 13L140 11L139 10H137ZM142 12V11H141ZM2 13V12H1ZM12 13V12H11ZM14 13H15V10H14ZM17 13V12H16ZM17 13V14H18ZM35 13V12H34ZM64 13V12H63ZM68 13V12H67ZM113 13V12H112ZM119 13V12H118ZM128 13V12H127ZM133 13V12H132ZM138 13H137V15H138ZM148 13V14H147ZM8 14H10V12L8 13ZM20 14H21V12H20ZM19 14V15H20ZM111 14V13H110ZM116 14V16H117V13H115ZM125 14V13H124ZM130 14V13H129ZM136 14V13H135ZM7 15V14H6ZM12 15V14H11ZM14 15V14H13ZM19 15H17V16H19ZM80 15V14H79ZM113 15V14H112ZM127 15V14H126ZM132 15H134V14H132ZM131 14H130V16H132ZM137 15H135V16H137ZM140 15H143V14H141L140 13ZM148 15V16H147ZM1 16V15H0ZM3 16V15H2ZM5 16V15H4ZM3 16V17H4ZM8 16V15H7ZM16 16V17H17ZM26 16V15H25ZM24 16V17H25ZM33 16V15H32ZM61 16V15H60ZM70 16V15H69ZM111 16V15H110ZM135 16H133V18L135 17ZM15 17V16H14ZM23 17V18H24ZM30 17V16H29ZM77 17V16H76ZM112 17V16H111ZM123 17H125V16H123ZM143 17V16H142ZM5 18V17H4ZM11 18V17H10ZM21 18V17H20ZM22 18V19H23ZM27 18V17H26ZM25 18V19H26ZM70 18V17H69ZM71 18H72V16H71ZM114 18V17H113ZM129 18V17H128ZM136 18V17H135ZM139 18H136L137 20H139ZM1 19H2V17H1ZM0 19V20H1ZM5 19H9V18H5ZM4 19V20H5ZM13 19V18H12ZM15 19V18H14ZM13 19V20H14ZM119 19H121V21H119V22H122V18L120 17ZM125 19H126V17H125ZM16 20H17V18H16ZM57 20V19H56ZM79 20V19H78ZM129 21H130V19H128ZM132 20V19H131ZM139 20V21H140ZM9 21V20H8ZM24 21H27V20H23V22ZM31 21L33 22V20L31 19ZM43 21V20H42ZM64 21V20H63ZM126 22H127V20H125ZM134 21H136L135 19L133 20V23H135ZM1 22H2V20H1ZM6 22V21H5ZM29 22V21H28ZM31 22V23H32ZM52 22V21H51ZM79 22H81V21H79ZM83 22V21H82ZM119 22H117V23H119ZM138 21H136V23H137ZM13 23H15V22H13ZM45 23V22H44ZM64 23V22H63ZM140 23V22H139ZM139 23H137V24H139ZM146 23V22H145ZM144 23V24H145ZM7 24V26H8V23H6ZM12 24V23H11ZM17 24V23H16ZM27 24V23H26ZM30 24V23H29ZM29 24H27V25H29ZM35 24V23H34ZM46 24V23H45ZM122 24H123V22H122ZM121 24V25H122ZM125 24H127V23H125ZM143 24V25H144ZM0 25H2V23L0 24ZM10 25V24H9ZM20 25H22V24H20ZM61 25V24H60ZM60 25H59V27H60ZM67 25H70V24H67ZM129 24H127V26H128ZM136 25V24H135ZM4 26V25H3ZM7 26H5V27H7ZM64 26V25H63ZM81 26V25H80ZM85 26V25H84ZM145 26V25H144ZM143 26V27H144ZM147 26H149V25H147L146 24V27ZM12 27V26H11ZM16 27V26H15ZM14 27V29L15 30H17V29H19V28H15ZM76 28H77V26H75ZM74 27V28H75ZM83 27V26H82ZM86 27V26H85ZM131 27V26H130ZM8 28V27H7ZM24 28V27H23ZM80 28V27H79ZM126 28V27H125ZM1 29V28H0ZM33 29V28H32ZM63 29V28H62ZM69 29V28H68ZM122 29V28H121ZM6 30V29H5ZM10 30V29H9ZM22 30V29H21ZM51 30V29H50ZM70 30V29H69ZM77 30H78V28H77ZM84 30V29H83ZM6 31H8V30H6ZM20 31V30H19ZM71 31V30H70ZM139 31H136V33L137 32H139ZM1 32V31H0ZM12 32V31H11ZM10 32V33H11ZM36 32H38V31H36ZM63 32V31H62ZM122 32V31H121ZM126 32V31H125ZM3 33V32H2ZM9 33V34H10ZM13 33V32H12ZM15 33H17V31L15 32ZM19 33V32H18ZM22 33V32H21ZM73 33V32H72ZM140 33H141V31H140ZM140 33H138V35L140 34ZM6 34H7V32H6ZM5 34V35H6ZM38 34V33H37ZM60 34H62L61 32H60ZM64 34V33H63ZM4 35V36H5ZM15 35V34H14ZM17 36V35H16ZM23 36V35H22ZM91 36V35H90ZM141 35H139V37H140ZM180 36V38H178ZM39 37H40V35H39ZM137 37V36H136ZM139 37H138V39H139ZM182 37V38H181ZM21 38V37H20ZM64 38V37H63ZM78 38V37H77ZM149 38H151V40L149 41V42H147L148 41V39ZM3 39H5V38H3ZM2 39V40H3ZM14 39V38H13ZM16 39V38H15ZM18 39V38H17ZM66 39H67V37H66ZM82 39V38H81ZM135 39V38H134ZM140 39H141V37H140ZM139 39V40H140ZM182 40V41H180V40ZM38 40V39H37ZM62 40V39H61ZM60 40V41H61ZM79 40V39H78ZM83 40V39H82ZM128 40H129V38H128ZM137 40V39H136ZM19 41V40H18ZM65 41H67V40H65ZM130 41V40H129ZM151 41V42H152ZM1 42V41H0ZM2 42H4V41H2ZM26 42V41H25ZM84 42V41H83ZM100 42V43H101ZM180 42H183L184 43V45H183V47L185 48H187V50L189 49V54H187L186 53V49L184 50V52H183V50L181 51V47H178V45L180 46L181 44H180ZM17 43V42H16ZM140 43V42H139ZM146 43H149V45L148 44H146ZM13 44H15V43H13ZM137 44V43H136ZM5 45H7V44H5ZM16 45V44H15ZM42 45V44H41ZM64 45H65V43H64ZM70 45H71V43H70ZM75 45V44H74ZM73 45V46H74ZM85 45V44H84ZM100 45V44H99ZM103 45V44H102ZM132 44H130V46H131ZM27 46V45H26ZM36 46V45H35ZM62 46V45H61ZM78 46V45H77ZM146 46V47H145ZM5 47H7V46H5ZM45 47V46H44ZM63 47V46H62ZM82 47V46H81ZM87 47V46H86ZM145 47V48H144ZM182 47V48H183ZM66 48V47H65ZM64 48V49H65ZM73 48V47H72ZM153 48H151V50L153 49ZM80 49V48H79ZM86 49V48H85ZM92 49V48H91ZM101 49V48H100ZM130 49V48H129ZM131 49H133V48H131ZM137 49V48H136ZM142 49V50H141ZM5 50V49H4ZM42 50V49H41ZM68 50V49H67ZM82 50V49H81ZM87 50V49H86ZM8 51H10V50H8ZM14 51V50H13ZM28 51V50H27ZM31 51V50H30ZM65 51H66V49H65ZM71 50H69V52H70ZM72 51H74V50H72ZM77 51V50H76ZM98 51V50H97ZM147 51V50H146ZM148 51H150V50H148ZM1 52V51H0ZM19 52V51H18ZM53 52V51H52ZM81 52V51H80ZM92 52V51H91ZM132 52V51H131ZM130 52V53H131ZM141 52V55H143L144 54V56H143V58L145 57L146 59L149 57V54H145L144 52L142 53ZM16 53H17V51H16ZM20 53V52H19ZM22 53V52H21ZM20 53V54H21ZM47 53V52H46ZM67 53H68V51H67ZM133 54L135 53L134 51L132 52ZM146 53H148V52H146ZM157 53V54H156ZM24 54V53H23ZM72 54H74L73 52H72ZM71 54V55H72ZM95 54V53H94ZM139 54V53H138ZM152 54V55H151ZM7 55V54H6ZM10 55V54H9ZM16 55V54H15ZM98 55V54H97ZM129 55V54H128ZM132 55V54H131ZM1 56V55H0ZM19 56H21V55H19ZM102 56V55H101ZM133 56V55H132ZM75 57V56H74ZM86 57V56H85ZM90 57H92V56H90ZM95 57V56H94ZM129 57V56H128ZM152 57H151V59L150 60H152V61H154V59H156V58H154L153 57V59H152ZM8 58V57H7ZM26 58V57H25ZM82 58V57H81ZM134 58H135V55H134ZM11 58H9V60H10ZM42 59V58H41ZM71 59H72V56H71ZM76 59V58H75ZM91 59V58H90ZM95 59V58H94ZM132 59V58H131ZM12 60V59H11ZM49 60V59H48ZM100 60H103V59H101L100 58ZM99 60V61H100ZM128 60H129V58H128ZM148 60H149V58H148ZM147 60V61H148ZM8 61V60H7ZM62 61V60H61ZM69 61V60H68ZM72 61V60H71ZM76 61V60H75ZM75 61H74V63H75ZM98 61V60H97ZM105 61V60H104ZM146 61V60H145ZM10 62V61H9ZM13 62V61H12ZM77 62H78V59H77ZM76 62V63H77ZM91 62V61H90ZM1 63V62H0ZM8 63V62H7ZM7 63H5V64H7ZM14 63V62H13ZM73 63V64H74ZM134 63V62H133ZM145 63H147V62H145ZM150 63H152L151 61L149 62V64ZM22 64V63H21ZM96 64V63H95ZM104 64V63H103ZM148 64V63H147ZM18 65V64H17ZM57 65V64H56ZM6 66V65H5ZM24 66V65H23ZM50 66V65H49ZM52 66V65H51ZM94 67V66H93ZM20 68V67H19ZM8 69V68H7ZM24 69V68H23ZM31 69H32V67H31ZM80 69V68H79ZM78 69V70H79ZM104 69V68H103ZM139 69V68H138ZM45 70V69H44ZM66 70H68V68L66 69ZM167 70V71H166ZM84 71V70H83ZM64 72V71H63ZM68 72V71H67ZM66 72V73H67ZM92 72V71H91ZM98 72V71H97ZM103 72V71H102ZM145 72H147V71H145ZM164 72H166L165 74L166 75H164ZM93 73V72H92ZM138 73V72H137ZM151 73V72H150ZM37 74V73H36ZM104 74V73H103ZM152 74V73H151ZM150 74V75H151ZM16 75V74H15ZM45 75V74H44ZM71 76V75H70ZM83 76V75H82ZM102 76V75H101ZM139 76V75H138ZM10 77V76H9ZM12 77V76H11ZM75 77V76H74ZM14 78V77H13ZM67 78H69V76L67 77ZM73 78V77H72ZM89 78V77H88ZM91 78V77H90ZM20 79V78H19ZM41 79V78H40ZM104 79V78H103ZM5 80H6V78H5ZM12 80V79H11ZM21 80V79H20ZM70 80H71V78H70ZM69 80V83L70 82H72V81H74V80H72V81H70ZM76 80V79H75ZM150 80V79H149ZM26 81V80H25ZM25 81H22V82H25ZM47 81V80H46ZM78 81V80H77ZM103 81V80H102ZM39 82V81H38ZM45 82V81H44ZM54 82V81H53ZM60 82V81H59ZM90 82V81H89ZM97 82V81H96ZM106 82V81H105ZM149 82V81H148ZM1 83V82H0ZM14 83V82H13ZM27 83V82H26ZM62 83V82H61ZM155 83V84H156ZM15 84V83H14ZM71 84V83H70ZM39 85V84H38ZM72 85H75L74 83L72 84ZM79 85V84H78ZM6 86V85H5ZM47 86V85H46ZM154 86H156V85H154ZM31 87V86H30ZM77 86L75 85V88H76ZM84 87V86H83ZM130 87H132V86H130ZM135 87V86H134ZM158 87V88H159ZM6 88V87H5ZM77 88H79V86L77 87ZM88 88V87H87ZM103 88V87H102ZM8 89V88H7ZM72 89H74V88H72ZM146 89V88H145ZM3 90V89H2ZM54 90V89H53ZM78 89H76V91H77ZM80 90H81V96H84L85 94L87 95V94H90V92L88 93V91L85 93L82 89H81V87H80ZM85 90V89H84ZM131 91H132V89H130ZM130 90H129V88H128V90H127V97H128V100L130 101V104L132 105V107L134 108V110L138 113V114H140L143 118H145L147 121H149V123L151 122H155V120H154V116L153 117H151V115H149V113L145 110V108H144V106L142 107L139 103H137V101H139V100H135V98L133 97V95H132V93H133V91H132V93L130 92ZM156 90V89H155ZM29 91V90H28ZM36 91V90H35ZM74 91V90H73ZM86 91V90H85ZM106 91V92H107ZM149 92H150V90H148ZM105 92V93H106ZM158 92V91H157ZM161 92V93H162ZM9 93V92H8ZM44 93V92H43ZM50 93V92H49ZM60 93V92H59ZM85 93V94H84ZM164 93V92H163ZM12 94V93H11ZM29 94V93H28ZM80 94V93H79ZM78 94V95H79ZM84 94V95H83ZM107 94V93H106ZM16 95V94H15ZM14 95V96H15ZM85 95V96H86ZM92 95V94H91ZM163 95V94H162ZM3 96V95H2ZM90 96V95H89ZM94 96V95H93ZM12 97V96H11ZM16 97V96H15ZM15 97H12V98H15ZM19 97V96H18ZM78 97V96H77ZM87 97V96H86ZM137 97V96H136ZM79 98H80V96H79ZM83 98H85V97H83ZM88 98V97H87ZM92 98H94V97H92ZM96 98V97H95ZM98 98V97H97ZM105 98V97H104ZM49 99V98H48ZM82 99V98H81ZM101 99V98H100ZM143 99V98H142ZM147 99V98H146ZM2 100V99H1ZM77 100H79V99H77ZM84 100H86V99H84ZM90 100V99H89ZM102 100H103V98H102ZM166 101H167V105H168V101L169 100H167V99H165ZM8 101H9V99H8ZM91 101V100H90ZM89 101V103H88V105L89 104H91V102L93 101L94 102V100L92 99V101L90 102ZM95 101H97V100H95ZM144 101V100H143ZM157 101V100H156ZM155 101V102H156ZM59 102V101H58ZM81 102V101H80ZM82 102H83V100H82ZM86 102L87 101H84L83 103V105L85 106V104H86ZM105 102V101H104ZM145 102H147V101H145ZM159 102V101H158ZM165 102V101H164ZM10 103V102H9ZM30 103V102H29ZM100 103V102H99ZM109 103V104H110ZM111 103V104H112ZM149 103V102H148ZM154 103V102H153ZM171 103V102H170ZM81 103H79V105H80ZM93 104V103H92ZM91 104V105H92ZM94 104H96L97 105V103L95 102ZM143 104V103H142ZM160 104V103H159ZM174 104H175V102H174ZM177 104H176V107H175V109H177ZM12 105V104H11ZM38 105H40V104H38ZM42 105V104H41ZM78 105V106H79ZM87 105V104H86ZM87 105V106H88ZM90 105V106H91ZM173 105V104H172ZM48 106V105H47ZM46 106V107H47ZM82 106V105H81ZM84 106H83V111H84ZM93 106H95V105H92V108H93ZM97 106H99V105H97ZM97 106H96V109L95 110H97L98 108H100L101 107V105H100V107H98L97 108ZM155 106V105H154ZM159 106V105H158ZM170 107H171V105H169ZM172 107H174V105L172 106ZM171 107V108H172ZM45 108V107H44ZM50 108V107H49ZM80 108V107H79ZM88 108H91V107H88ZM87 107H86V110H89ZM91 108V109H92ZM109 108V107H108ZM111 108V107H110ZM148 108V107H147ZM169 108V107H168ZM15 109V108H14ZM14 109H13V111H14ZM58 109V108H57ZM115 109H112V112H111V110H110V113H109V111H106V112H108L109 114H111V113H113V112H115V111H113V110H115ZM167 109V108H166ZM179 109H178V111H179ZM45 110V109H44ZM81 110H82V107H81ZM94 110V111H95ZM99 111H101L100 109H98ZM104 110V109H103ZM180 110V111H181ZM78 111H79V109H78ZM90 111V110H89ZM92 111H93V109H92ZM92 111H90L91 113H92ZM163 111V110H162ZM171 111H173V110H171ZM174 111H176V110H174ZM64 112V111H63ZM82 112V111H81ZM85 112H88V111H85ZM95 112H97L95 115H97L98 114V111H95ZM169 112V111H168ZM245 112H247V114L246 115H243ZM30 113V112H29ZM84 113V112H83ZM83 113H80V114H83ZM94 113V112H93ZM101 113H102V111H101ZM101 113H99L101 116H102V118H104L105 117V114H104V117H103V113L101 114ZM108 113H106V116H107V114ZM17 114H18V112H17ZM89 114V112L87 113V115ZM98 114V115H99ZM116 114H114V116L113 115H111L112 117H113V119L116 121V117H115V115ZM173 114V113H172ZM184 114H182L183 115V117H184ZM14 115H15V113H14ZM13 115V116H14ZM19 115V114H18ZM21 115V114H20ZM52 115V114H51ZM90 115V114H89ZM89 115H88V117H89ZM94 115V117H93V114L92 115H90V120H91V122L93 121V119H95V116ZM97 115V116H98ZM181 115V116H182ZM6 116V115H5ZM46 116H47V114H46ZM75 116V115H74ZM74 116H73V118H74ZM80 116V115H79ZM81 116H84V115H81ZM86 116V115H85ZM84 116V117H85ZM91 116H92V118H91ZM100 116V117H101ZM19 118L21 117V116H18ZM49 117H50V115H49ZM76 117V120H77V116H75ZM84 117H82V118H84ZM99 117V116H98ZM112 117L110 118V115H109V117L107 116V120H108V118H109V121L108 122H110V119L112 120V124H114V122L115 121H113V119H112ZM158 117V116H157ZM184 117V118H185ZM81 118V120L84 122V124H86L85 123V119L83 120ZM101 118V119H102ZM119 118V117H118ZM153 118V119H152ZM18 119V118H17ZM98 118H96V120H97ZM100 119V118H99ZM98 119V120H99ZM16 120V119H15ZM75 120V119H74ZM86 120H88V119H86ZM96 120H94V122L96 121ZM121 120V119H120ZM35 121V120H34ZM58 121V120H57ZM157 121V120H156ZM24 122H26V121H24ZM40 122V121H39ZM93 122V123H94ZM101 122V121H100ZM104 122V121H103ZM107 122V121H106ZM105 122V123H106ZM107 122V123H108ZM117 122H118V120H117ZM117 122H115L116 124H117ZM120 122V121H119ZM118 122V123H119ZM11 123V122H10ZM14 123V122H13ZM16 123V122H15ZM17 123H19V122H17ZM23 123V122H22ZM56 123V122H55ZM98 123V122H97ZM150 123V124H151ZM176 123V122H175ZM27 124V123H26ZM42 124V123H41ZM74 124V123H73ZM89 124H91V123H89ZM94 124H96V122L94 123ZM100 124V123H99ZM99 124H97V125H99ZM101 124L102 125H104L102 122H101ZM110 124V123H109ZM155 124V123H154ZM161 124V123H160ZM195 124V123H194ZM12 125V124H11ZM33 125V124H32ZM58 125V124H57ZM57 125H54L53 127H56ZM61 125V124H60ZM59 125V126H60ZM82 125V129L81 130H83V127H85L86 128V126H84L83 124H81ZM87 125V124H86ZM125 125V124H124ZM152 125V124H151ZM179 125V124H178ZM191 125V124H190ZM13 126H14V124H13ZM30 126V125H29ZM29 126H27L28 128H29ZM100 126V125H99ZM99 126L97 127L96 125H95V127L92 125V127H94V130L95 129H97V128H99ZM108 125H104L103 127H101V130H102V128H103V130L105 129L106 131H108L109 129H108V127H107ZM119 126V125H118ZM117 126V127H118ZM157 125H155V127H156ZM44 127V126H43ZM79 127V126H78ZM104 127H106V128H104ZM110 127H111V125H110ZM114 127H116L115 126V124H114ZM161 127V126H160ZM186 127V126H185ZM193 127V126H192ZM199 127V126H198ZM15 129H16V127H14ZM27 128V129H28ZM34 128H35V126H34ZM58 128H60V127H58ZM58 128H57V132H56V129H54L55 130V132H53V134H56V135H52V137L53 136H56L55 138H57V140L58 141H65V140H63L62 138L63 137H66V138H64V139H66V143H67V141L69 140V138L70 137H72L73 135L71 134L70 135V133H69V138H68V136H65V135H62L60 132H61V130L59 131V133H60V135H62V136H60L61 137V139L62 140H59L60 138L59 137H57V134H58ZM91 128V127H90ZM125 128V127H124ZM165 128V127H164ZM33 129V128H32ZM32 129L30 130V128H29V130H30V132H32ZM44 129H45V127H44ZM52 129V130H53ZM62 129V128H61ZM112 129V128H111ZM116 129V128H115ZM118 129H121V128H118ZM156 129H158V127L156 128ZM195 129H197V128H195ZM1 130V129H0ZM12 130V129H11ZM14 130V129H13ZM17 130V129H16ZM39 131H41L40 129H38ZM90 130V129H89ZM105 130L104 131H102V134H104V132H105ZM187 130V129H186ZM17 131H19V130H17ZM26 131V130H25ZM28 131V130H27ZM34 131V130H33ZM45 131V130H44ZM85 130H83V132H84ZM88 130L86 129V132H87ZM98 131V129L97 130H95V134L97 135V132ZM113 131V130H112ZM118 131V130H117ZM157 131V130H156ZM15 132V131H14ZM13 132V133H14ZM81 132V131H80ZM90 132V131H89ZM99 132H101V131H99ZM121 132V131H120ZM16 133L17 132H15L14 134H15V138H16V136H18L17 138L19 139V135H20V132H19V134H17L16 135ZM33 133V132H32ZM42 133V132H41ZM45 133V132H44ZM65 133V132H64ZM94 133H93V135H94ZM179 133V132H178ZM31 134V133H30ZM29 134V135H30ZM40 134V133H39ZM106 134H109V135H106V139H105V141L107 140H109L108 138H110V133H109V131L108 132H106ZM196 134V133H195ZM37 135H38V133H37ZM68 135V134H67ZM81 135V134H80ZM84 135H85V132H84ZM86 135H88L87 133H86ZM85 135V136H86ZM89 135H90V133H89ZM95 135V136H96ZM1 136V135H0ZM4 136V135H3ZM31 136V135H30ZM75 137H76V134L74 135ZM78 136H79V134H78ZM83 136V135H82ZM81 136V137H82ZM85 136H83V139H81V140H83L82 142H80V137H78V139H76V138H71L69 141H70V143H69V145L68 144H66V143H64V145L66 144L68 147H69V149H70V151H68V154L70 155V157L69 158H71V160L73 161V162H75V163H73L72 162V166H71V168H70V164H69V162H68V158L65 160V161H67L68 162V164H63L64 165V167H63V170H64V168H65V173L63 172V170H62V167H60L61 169L60 170H62V172L61 171H59L58 170V168H57V170H56V168H53V167H55V166H53L52 167V165L51 164H53L54 162H53V160H52V162L53 163H51V157L52 156H50L49 157V159H50V165H51V168H49L48 167V165H45V169H46V171H52L51 173L50 172H48V173H50L51 174V176H50V174H46L45 173V175H44V173H43V175H44V177L46 176L47 177V179L45 180V182L43 183V184H40L38 181H36V179H35V175L38 173V170L39 169H35L34 168V170L33 169H30L29 171H31L32 170V172L33 173H31V172H29V174H32L31 176L33 177V178H31V177H28V178H31V181L29 180V183H28V186H29V190L32 192V194H41L40 196H42V201L44 200L46 203H45V205L47 206V208L49 209V211L50 210H54L56 213H57V211H59L58 213H60L61 214V216H59L60 217V219L59 218H57V219H55L54 221H51V222H54L53 223V225H51L52 226V230H53V228H54V231L56 230L57 231V233H58V236L60 237V239L61 238H63V239H65V238H67V239H71L72 240V243H73V245L75 244V246L74 247H76V245H77V243H78V245H82V247H83V245H84V247L85 246H89V244L91 243V242H95V240H97V241H101V244H104V243H102L103 242V240L102 239H100V237H99V235H101L102 233L101 232H104L105 230V233L104 234H102L101 235V238H103L104 237V235H106V237L107 236H110V240L108 239V241H107V239L106 238H104V242L106 241V242H109L110 241V246L111 247H109V244L106 246V244H104L105 245V249H109L110 248V253H108L109 251H106L104 248H102L101 246V250H100V247H98V249H96V247H95V249H96V251L94 250L93 251V248L91 249V250H86L87 252H85V251H83V252H85L86 254V256H84L83 257V259L84 260H81V262L83 263V261H88V263H90V264H132V262H134V264H140L139 262H143V264H145L146 262H148L149 264H153V263H155L156 264V262H155V257H156V259L158 260V256H160V258L162 257H165V259H163L162 261H163V264L168 260L169 261V263L168 264H221L220 262H222L221 261V259L223 258V257H225L226 258V256H224L223 254H224V251L226 250L225 248H223L222 247V249H225V250H219V244H217L218 243V241L216 240V237H215V234L216 235H218L217 233H215L214 234V232H211V233H205V230H204V232L203 231H201L202 233H203V237L202 238H200V237H198L197 235H195L196 237H193V236H191V234H190V230H189V224L187 223V221H185V220H188V218H189V216L187 215V216H185L186 215V213H183V211H182V214L181 213H179V211H175V212H173V216H176L175 217V219H171V217H170V215H171V213H169V211L170 210H176V208H174V207H172L173 205L172 204H168L167 202H166V200H165V196H164V194L163 193H165L166 192V194L165 195H167V191H166V188H165V186L161 183L162 181H160V183H158V184H153V182H151L150 181V183H152L153 185H151V184H149V183H147V182H149V177L148 176H146V177H144L145 179L148 177V179H146V185L144 186V184H142L143 185V187L140 185V184H138L139 182H137V181H135L134 180V178H133V174H134V172L131 170V168H133V167H130V169H129V167H128V165H130V164H128V162H127V164L128 165H126V164H124V163H116V162H118L117 160L119 159V160H123V159H127V158H130L132 155H130V157H127L126 155H124V154H122V156H123V159H120V156H121V154L120 153H118V154H115V153H117L114 149V153H112V149H110L111 147L109 146H107V144H104L103 143V145L104 146H107V147H103L102 149L99 147V146H101V145H97L101 150H99V149H97L98 151H97V153H95L98 157H100L101 159V163H99L100 164V168L98 167V164H96V163H94L93 161V164H92V162H91V160L93 159V157H91L92 159H90V158H88V157H90V155H89V153L88 152H91V148H92V145L90 146V143H89V141H88V143L87 144H84L85 142H84V140L86 139V137ZM104 136H105V134H104ZM103 136V137H104ZM107 136H108V138H107ZM115 136H116V134H115ZM122 136V135H121ZM162 136V135H161ZM42 137V136H41ZM85 137V138H84ZM90 137V136H89ZM92 137V136H91ZM101 137H102V135H101ZM127 137H128V135H127ZM137 137V136H136ZM96 138V137H95ZM99 138V137H98ZM97 138V139H98ZM200 138V137H199ZM22 139V138H21ZM42 139H43V137H42ZM77 141V142H74L75 140ZM92 139H94V137H92ZM100 139V138H99ZM113 139V138H112ZM119 139V138H118ZM164 139V138H163ZM170 139V138H169ZM2 140V139H1ZM0 140V141H1ZM4 140V139H3ZM9 140V139H8ZM31 140V139H30ZM56 140V139H55ZM71 140H74V141H71ZM78 140H79V142H80V144L81 145H85V147L87 148V149H85V147H83L82 146V148H84V150H90V151H83V149L81 150V146L80 147H78L80 144H79V142H78ZM86 140H88V139H86ZM91 140V139H90ZM102 140H104L103 138H102ZM114 140V139H113ZM115 140H117V138L115 139ZM6 141V140H5ZM10 141V140H9ZM22 141H25V140H22ZM41 141V140H40ZM68 141V142H69ZM91 141H93V140H91ZM90 141V142H91ZM96 142H97V144L99 143V140H95ZM112 141V140H111ZM120 141V140H119ZM165 141V140H164ZM229 141H231V142H229ZM13 142V141H12ZM11 142V143H12ZM37 142H39V141H37ZM36 142V143H37ZM47 142V141H46ZM45 142V143H46ZM50 142V141H49ZM84 142V143H83ZM87 142V141H86ZM95 142V143H96ZM103 142V141H102ZM113 142V141H112ZM117 142V144H119L120 142H118V141H116ZM41 143H42V141H41ZM51 143V142H50ZM62 144L63 145V142H59V144ZM72 143H74V144H72ZM78 144V146H77V144ZM83 143V144H82ZM101 143V142H100ZM108 143V145H110L109 143V141L107 142ZM115 143V142H114ZM166 143V142H165ZM203 143V142H202ZM213 143V142H212ZM3 144V143H2ZM14 144V143H13ZM58 144V143H57ZM70 144H72L71 146L74 148L73 150H72V147L70 146ZM93 144V143H92ZM132 144V143H131ZM167 144V143H166ZM227 144H225V145H227ZM17 145V144H16ZM15 145V146H16ZM42 145V144H41ZM47 144H45V146H46ZM54 145V144H53ZM74 145L75 146H77L78 147V151H76L77 150V147H76V149H75V147H74ZM86 145H89L90 147H87ZM93 145H96V144H93ZM127 145V144H126ZM125 145V146H126ZM169 145V144H168ZM167 145V146H168ZM3 146V145H2ZM12 146V145H11ZM10 146V147H11ZM60 146V145H59ZM66 146V147H67ZM121 146V145H120ZM175 146V145H174ZM181 146H183V145H181ZM5 147V146H4ZM8 147V146H7ZM38 147H39V144H38ZM64 147V146H63ZM62 147V148H63ZM95 146H93V148L92 149H95L94 148ZM97 147V148H98ZM113 147H114V145H113ZM112 147V148H113ZM169 147V146H168ZM223 147H225V146H223ZM9 148V147H8ZM15 148V147H14ZM47 148V147H46ZM52 149H53V147H51ZM50 148V150H51V152H52V149ZM61 148V149H62ZM65 148V147H64ZM63 148V149H64ZM80 148V149H79ZM122 147H120L119 148V150L121 149ZM125 147H123V149H124ZM177 148V147H176ZM197 148V147H196ZM199 148V147H198ZM214 148V147H213ZM32 149H33V147H32ZM44 149H45V147H44ZM49 149V148H48ZM47 149V150H48ZM55 149V148H54ZM67 149V148H66ZM128 148H126V150H127ZM173 150H171V151H175L176 152V150H174V148H172ZM225 149V148H224ZM239 149V150H240ZM10 150V149H9ZM12 150V149H11ZM17 150H18V148H17ZM27 150V149H26ZM68 150V149H67ZM79 150H81V151H79ZM112 150V151H111ZM118 150V149H117ZM177 150H179V149H177ZM181 150V149H180ZM46 151V150H45ZM54 151V150H53ZM56 151V150H55ZM63 151V150H62ZM65 151V150H64ZM84 153H86L87 152V154H84ZM93 151V150H92ZM121 151V150H120ZM32 152V151H31ZM42 152H44V150H42ZM49 152V151H48ZM58 152V151H57ZM56 152V153H57ZM71 154H70V153ZM81 152V153H80ZM95 152H96V150H95ZM112 154H111V153ZM127 152H128V150H127ZM180 152V151H179ZM179 152H176V154L177 155H179L178 153ZM15 153V152H14ZM34 153V152H33ZM44 153H46V152H44ZM62 153V152H61ZM61 153H59V154H61ZM67 153V152H66ZM64 154V155H66V157H67V155L68 154ZM79 153V154H78ZM94 152H92V154H93ZM125 153V152H124ZM174 153V152H173ZM181 153V152H180ZM7 154V153H6ZM32 154V153H31ZM36 154V153H35ZM53 154H55V153H53ZM120 154V155H119ZM126 154V153H125ZM184 154V153H183ZM186 154V153H185ZM9 155V154H8ZM30 155V154H29ZM44 155V154H43ZM57 155V154H56ZM80 155V156H79ZM86 155V158L84 157V156ZM101 155V156H100ZM115 155H117V156H115ZM151 155V156H152ZM239 155V154H238ZM47 156H49V154H47ZM46 156V157H47ZM57 156H59V155H57ZM56 156V157H57ZM86 159V162H85V160L83 161V157ZM96 156V157H97ZM186 156V155H185ZM185 156H183V155H179V157H180V159L181 160H183L186 164H188V165H190V166H192V168H194L195 170H197V171H203V170H201L200 168H197L196 166H194L193 164H192V162L190 163V162H188V158H190V156L187 158V156L185 157ZM244 156V155H243ZM9 157V156H8ZM7 157V158H8ZM11 157V156H10ZM34 157V156H33ZM42 157V156H41ZM44 157L45 156H43V159H44ZM65 157V156H64ZM64 157L62 156V159H64ZM65 157V158H66ZM78 157V158H77ZM79 157H81V159L79 158ZM97 157V158H98ZM227 157V156H226ZM231 157V156H230ZM30 158H31V155H30ZM38 158V157H37ZM52 158H54V157H52ZM58 158H60V157H58ZM58 158H56V161H57V159ZM96 158V159H97ZM117 158V159H116ZM133 158V157H132ZM239 158V157H238ZM11 159V158H10ZM17 159V158H16ZM34 159V158H33ZM39 159V158H38ZM43 159H41V163H46V164H48L47 163V160H48V157H47V160L45 161V159L43 160ZM61 159V158H60ZM90 159V160H89ZM115 159H116V161H115ZM191 159V158H190ZM197 159V158H196ZM8 160V159H7ZM13 160V159H12ZM18 160V159H17ZM78 160V161H77ZM84 163L85 162V165H83L82 164V162ZM89 160V162L92 164V166L94 167V166H96L97 167V169L94 171V169L96 168V167H92V166H90L89 167V165H88V163H87V161ZM100 160H99V162H100ZM111 160V161H110ZM131 160V159H130ZM193 160V159H192ZM241 160H242V158H241ZM1 161V160H0ZM49 161V160H48ZM63 160H61V162H62ZM70 161V160H69ZM81 163H80V162ZM103 161V162H102ZM197 161V160H196ZM25 162V161H24ZM36 162V161H35ZM34 162V164H36ZM59 162V161H58ZM57 162V163H58ZM97 162V161H96ZM122 162H124V160L122 161ZM131 162V161H130ZM233 162V161H232ZM8 163V162H7ZM44 163H43V165L42 166H44ZM56 162H55V164H57ZM63 163V162H62ZM65 163V162H64ZM70 163H71V161H70ZM86 163H87V165H86ZM89 163V164H90ZM193 163L195 164V161L193 160ZM240 163V162H239ZM59 164V163H58ZM96 164V165H95ZM101 164H103V166H101ZM198 164V163H197ZM234 164V163H233ZM49 165V166H50ZM62 165V164H61ZM60 164L58 165V166H61ZM66 165H69V168H67L68 166H66ZM105 165V166H104ZM134 165V164H133ZM32 166H34V165H32ZM41 166V165H40ZM41 166V167H42ZM66 166V167H65ZM82 166H83V168H82ZM85 166V167H84ZM198 166V165H197ZM199 166H200V164H199ZM198 166V167H199ZM37 167V166H36ZM41 167H39L40 169H41ZM47 167L49 168V169H51V170H48L47 169ZM57 167V166H56ZM87 167V168H86ZM91 167H92V169H91ZM104 168V169H106L104 172H102L103 171V169H101V168ZM106 167V168H105ZM138 167H140V166H138ZM155 167H157V165L155 166ZM205 167V166H204ZM208 167V166H207ZM7 168V167H6ZM14 168V167H13ZM44 168V167H43ZM87 169V170H85V169ZM99 168V169H98ZM158 168V167H157ZM254 168H252V169H254ZM15 169V168H14ZM19 169V168H18ZM44 169V170H45ZM91 171V175H92V173H93V171L94 172H100L101 170V174H99V173H97L98 175H101V176H104L105 175V178L104 177H101L99 180L101 181V179L102 178H104L105 180H106V184L104 185V179H102L103 181L102 182H104V183H102V186H104V187H102V186H100V187H102V188H106L105 190L106 191H104L103 190V192H105L104 194H103V192L101 191V193L103 194V196H107L109 199H113L115 202H112V199L109 201V202H107V197L106 198H104L105 200H103V198H101V201L100 200H98V202L100 201V203L99 204H97L98 202H97V198H99V197H96L94 200H96V201H93V200H91V198H90V202H92V204H93V206L91 205L90 207L92 208V207H94V202H97L96 203V208H98V206H101L102 204H101V202H102V200H103V202L105 201V203L107 202V204H112V205H110L109 204V206H108V208H109V211H108V208L106 207V209L105 208H103V209H101L102 207H104V205H105V203H103V206L102 207H100V209H101V211H102V213L100 212V209H97L100 213H101V215H102V219H103V217H105V215L107 214V213H109V215L111 216V214L115 211V212H117L116 211V209L118 210V212L116 213V216H118V217H115V213H113L114 214V217L112 218V216H113V214H112V216L110 217V218H112L111 220H121L120 221V224H121V227H122V223H123V225L125 226V225H127V227H124L123 226V228H121L120 227V224H116V222H114V224H111L112 223V221L110 220L109 221V219L107 218V216H109L108 214H107V216H106V218L108 219H104L105 221H109L108 222V225L110 226L111 225V227H110V229L108 230V229H106L107 228V226H105L104 225V223H103V227H105L104 229L105 230H103L100 226L102 225V222H100L99 223V221L97 220V223H95L96 225H97V227H96V225L94 224V221L93 220H95L98 216L96 215V214H99V213H97V211H96V213H94V211H92L93 209H90V212L92 211V214H94L95 216H96V218L95 219H93L92 221H89L91 218L89 217V216H91V215H88L87 213H89L90 214V212H88V210H89V205L91 204H89V200L88 199H86V203L88 202V204H86L88 207H84L83 205H81L83 208H85L86 209V213H84V212H82V210H81V213H83V214H87L88 216V218L86 217V220L87 219H89V220H87V221H89V223H87L88 225L90 224V223H92V225L94 224L95 225V227H96V229H95V227H93L91 224V230H93L92 232L90 231V233H88L89 231H88V229H89V227H88V229H86L85 227H87L88 225L86 224V223H82V219H84V218H82L84 215L83 214H81V215H83V216H80V213L78 214V212H80V211H77V210H75V211H77V212H75L74 211V216H73V212H71V210L72 209H70L71 207H72V205H75V206H80V204H78V202L76 201V202H74L76 199H74V201H73V199L72 198H70V197H72L71 195L68 197L69 198V200H68V202L67 203H62L61 202V200H60V198H58L56 195H53V193H52V188L50 187L51 186V184H56V183H58V182H61L62 184H64V187L63 188H67L66 187V185L68 186V188L65 190V191H67L68 189H70V190H74L73 188H75V187H78V186H80L81 188H82V185H84V183H89L90 184V182H94L95 180L94 179H97L98 180V178L96 177V178H94V174H96V173H93V176H89L90 175V172H89V170ZM101 169V170H100ZM135 169V168H134ZM231 169V168H230ZM42 170V169H41ZM82 172H81V171ZM93 170V171H92ZM97 170H99V171H97ZM139 170V169H138ZM141 170L143 171V168L141 167ZM215 170V169H214ZM257 170H255V171H257ZM11 171V170H10ZM20 171L21 172H25V171H23V169L21 170V169H19V170H17L16 169V173L18 174V172L20 173ZM35 171H37L36 173H35ZM40 171V170H39ZM86 171H87V173H86ZM141 171V172H142ZM252 171V170H251ZM43 172V171H42ZM41 172V173H42ZM66 172H70V174H68L67 173V176L69 175V178H70V175L71 176H73V178L74 179H72L71 178V180H72V182H74V184L72 185V184H70V179H69V182L67 183L66 181L68 180V179H65V177L66 176H64V175H66ZM85 172V173H84ZM89 172V173H88ZM136 172H138V171H136ZM139 172H140V170H139ZM16 173H15V175H16ZM23 173H20L21 175L23 174ZM63 173H64V175H63ZM82 173V174H81ZM102 173L104 174V175H102ZM143 173V172H142ZM213 173H215V172H213ZM220 173V172H219ZM26 174V173H25ZM28 174V173H27ZM86 174H87V176H86ZM95 175V176H98V175ZM137 174V173H136ZM209 174H210V172H209ZM212 174V173H211ZM216 174V173H215ZM7 175V174H6ZM5 175V176H6ZM82 175H85L86 177H88V178H90V179H88L89 180V182H88V180H86L87 178L85 177V179H83L84 177H82ZM139 175H140V173H139ZM143 175V174H142ZM149 175V174H148ZM214 175V174H213ZM1 176H3V175H1ZM8 176V175H7ZM18 176V175H17ZM26 176V175H25ZM37 176V175H36ZM40 176V175H39ZM136 176H138V174L136 175ZM145 176V175H144ZM214 176H216V177H218L217 175H214ZM261 176V175H260ZM262 176H263V174H262ZM12 177H13V175H12ZM20 177H23V176H20ZM50 177V178H49ZM92 177H93V180L91 181V179H92ZM137 178V177H136ZM140 178V177H139ZM170 178V179H169ZM220 178V177H219ZM226 178V177H225ZM38 179V178H37ZM85 181H83V180ZM138 179V178H137ZM145 179H144V181H145ZM189 179V178H188ZM221 179V178H220ZM222 179H224V177L222 178ZM1 180V179H0ZM19 180V179H18ZM21 180V179H20ZM39 180H40V178H39ZM74 180V181H73ZM98 180V181H99ZM143 180V179H142ZM227 180V179H226ZM225 180V181H226ZM2 181V180H1ZM11 181V180H10ZM14 181V180H13ZM22 181V180H21ZM87 181V182H86ZM139 181V180H138ZM154 181V180H153ZM228 181V180H227ZM91 183L89 186H93V187H91V190H90V188H87V187H85L84 188V186H83V189L85 190L86 188V190L84 191V192H82L83 194L85 193V194H87L86 192H91L92 191V188L94 189V187H96V185L95 184H97V182L95 181V183ZM107 182H109V184H107ZM197 182V181H196ZM23 183V182H22ZM25 183V182H24ZM99 183V182H98ZM166 182H164V184H165ZM174 183V182H173ZM176 183V182H175ZM190 183H192V181H190ZM194 183V182H193ZM2 184V183H1ZM19 184H21V182H19ZM60 184V183H59ZM61 184V185H62ZM76 184H78V185H76ZM86 184V185H87ZM93 184V185H92ZM261 184V183H260ZM4 185V184H3ZM24 185L25 184H23L22 186L24 187ZM60 185V186H61ZM85 185V186H86ZM95 185V186H94ZM98 185V184H97ZM100 185V184H99ZM150 185V186H149ZM194 185L197 187V193H201L200 191H202L203 193H204V191H206V194H207V192H208V196H209V198H214V199H212V201L214 200V201H221V203H222V205L224 206V207H226L225 208V210L227 209V211H228V213L229 214H233V215H235L236 213L238 214V213H242V209H246V211L249 213L250 211H252L251 212V214H250V217H248L249 218V221H248V223H247V230H248V228L250 229V230H252L251 232H252V234H254L253 235V237L255 236H257L258 237V239L261 237V239L262 238H264V212L262 211V210H260L258 207H256L255 205H253L252 203H249V202H247V201H245V200H243V199H241V198H239V197H236V196H234V197H229V194L227 193V192H225V191H222V190H219V189H216V188H213V187H209V186H206V185H199L198 183H194ZM54 186V185H53ZM57 186H58V184H57ZM105 186H107V187H105ZM109 186V187H108ZM242 186V185H241ZM203 187V188H202ZM243 187V186H242ZM18 188V187H17ZM25 188H26V186H25ZM63 188H62V190H63ZM72 188V189H71ZM80 188V189H81ZM168 188V187H167ZM3 189H4V187H3ZM6 189V188H5ZM24 189V188H23ZM59 189V188H58ZM79 188H78V193H77V191H75V193L76 194H78V196L80 197H82V198H84L85 196V194L84 195H79V193H81V191H79L80 190ZM90 191H89V190ZM245 189V188H244ZM57 190V189H56ZM82 190V189H81ZM162 190L164 191V192H162ZM248 190H250V189H248ZM252 190V189H251ZM250 190V192L251 193H253V194H255L256 196H258L259 198H261L263 201H264V197L263 196H261L262 194H260V193H256V192H254V190L253 191H251ZM24 191V190H23ZM59 191H60V189H59ZM69 191V190H68ZM18 192V191H17ZM54 192V191H53ZM61 192V191H60ZM94 192V191H93ZM169 192V191H168ZM195 192V193H196ZM24 193H26L25 191H24ZM55 193V192H54ZM71 193H72V191H71ZM70 192H69V194H71ZM75 193L73 192V196L75 195ZM100 193V194H101ZM139 193H141V194H139ZM171 193V192H170ZM29 194V193H28ZM27 194V195H28ZM32 194L30 195V196H32ZM59 194V193H58ZM90 194V193H89ZM106 194V195H105ZM139 194V195H138ZM61 195H62V193H61ZM198 194H196V196H197ZM201 195V194H200ZM205 195V194H204ZM264 195V194H263ZM22 196V195H21ZM30 196H28V197H30ZM36 196H38V195H36ZM45 196V198H43ZM63 196V195H62ZM84 196V197H83ZM90 196H91V194H90ZM90 196H88V197H90ZM98 196H99V194H98ZM102 196V195H101ZM102 196V197H103ZM168 196V195H167ZM203 195H201L200 197H198V198H203L202 197ZM74 197H77L76 195L74 196ZM195 197V196H194ZM37 198H39V197H37ZM85 198H87V196L85 197ZM167 198V197H166ZM169 198V197H168ZM167 198V199H168ZM173 198V197H172ZM208 198V197H207ZM64 199V198H63ZM72 199V200H71ZM100 199V198H99ZM107 199V200H106ZM38 200V199H37ZM73 201L72 203H71V201ZM81 203H82V201H84V203L83 204H85V199L84 200H81V199H78ZM169 200L170 201H172L171 199H168V202H169ZM201 200V199H200ZM203 200V199H202ZM201 200V201H202ZM30 201V200H29ZM43 201V202H44ZM69 201H70V203H69ZM34 202V201H33ZM176 202V201H175ZM204 203V202H203ZM203 203H201V204H203ZM206 203V202H205ZM204 203V204H205ZM22 204V203H21ZM25 205H23V206H27L26 205V203H24ZM64 204V205H63ZM101 204V205H100ZM217 204H219V203H217ZM235 204H238L242 209L240 210L241 212H239V209H238V207H236V205ZM30 205V204H29ZM44 205V204H43ZM42 205V209H46V207L45 206H43ZM172 205V206H171ZM222 205H221V207H222ZM78 206V207H79ZM112 206V207H111ZM116 207V209H115V207ZM171 206V207H170ZM204 206V205H203ZM207 206H208V208H207ZM211 207V205L210 204H207V205H205V208L204 207H202L201 206V209L199 208V209H195L196 211H197V213L199 214V215H196V216H194L195 214H196V212H189L191 215H190V217L193 215L194 216V218L196 217V218H198V220L200 221V219H199V217L200 216H202V217H200V218H202V220L203 219H205L204 221H202V223H200L201 225H204L205 223H207L208 224V222H209V218H208V216L209 217H211V216H213L212 215V213L211 212H209V208ZM213 206V205H212ZM110 207L114 210H112V209H110ZM114 207V208H113ZM214 207V206H213ZM224 207H222V209L224 208ZM37 208V207H36ZM36 208H34V209H36ZM41 208V207H40ZM76 208V207H75ZM83 208H79V209H83ZM88 208V209H87ZM204 208V209H203ZM206 208H207V210H206ZM216 208V207H215ZM27 209V208H26ZM47 209V210H48ZM74 209V208H73ZM84 209V210H85ZM211 209V208H210ZM38 210V209H37ZM36 210V211H37ZM68 210V211H67ZM83 210V211H84ZM94 210H96V209H94ZM107 210V211H106ZM212 210V209H211ZM210 210V211H211ZM39 211V210H38ZM46 211V210H45ZM104 211V212H103ZM113 211V212H112ZM121 211V212H120ZM187 211V210H186ZM217 211V210H216ZM27 212V211H26ZM29 212V211H28ZM53 212V211H52ZM107 212V213H106ZM112 212V213H111ZM67 213H68V215H67ZM128 213H129V215H128ZM214 213H215V211H214ZM246 213V212H245ZM244 212H243V214H245ZM72 214V215H71ZM76 214V215H75ZM77 214H78V216H80L79 218H78V216H77ZM103 214H104V216H103ZM118 214V215H117ZM188 214V213H187ZM33 215V214H32ZM58 215V214H57ZM94 215L92 216L93 218H94ZM100 214H99V217H98V219H100V216H101ZM126 215H128V216H126ZM215 215H216V213H215ZM214 215V216H215ZM242 215V214H241ZM247 215V214H246ZM36 216V215H35ZM75 216H77V217H75ZM86 216V215H85ZM84 216V217H85ZM126 216V217H125ZM131 216V219H130V221L129 222H125V221H127V220H129L127 217H130ZM213 216V217H214ZM244 216V215H243ZM248 216H249V214H248ZM39 217V216H38ZM41 217V216H40ZM45 217V216H44ZM48 217V216H47ZM121 217V218H120ZM187 217V218H186ZM216 217H218L217 215H216ZM247 217V216H246ZM49 218H50V216H49ZM53 218V217H52ZM77 218V219H76ZM82 218V219H81ZM115 218V219H114ZM117 218V219H116ZM123 218V219H122ZM127 218V220H125ZM34 219V218H33ZM59 219V221H56V220H58ZM101 219V220H102ZM219 219V218H218ZM223 219V218H222ZM221 219V220H222ZM228 219V218H227ZM78 220H79V222H78ZM80 220H82L81 222H80ZM85 220V219H84ZM85 220V221H86ZM125 220V221H124ZM190 220V219H189ZM47 221V220H46ZM50 221V220H49ZM85 221H83V222H85ZM86 221V222H87ZM119 221H117V222H119ZM133 221V223H132V225L130 224V222H132ZM211 221V220H210ZM215 221H216V218H215ZM34 222V221H33ZM36 222V221H35ZM196 222V221H195ZM194 222V224H196ZM211 222H213V220L211 221ZM210 222V223H211ZM245 222H247V221H245ZM38 223H39V221H38ZM80 223V224H79ZM191 223H192V219H191ZM84 225V227L82 226V225ZM85 224H86V226H85ZM197 224H198V221H197ZM196 224V225H197ZM199 224V226L201 227V225ZM225 224V223H224ZM223 224V225H224ZM229 224V223H228ZM36 225V224H35ZM116 225V226H115ZM237 225V224H236ZM39 226V225H38ZM108 226V227H109ZM117 226H119V227H117ZM198 226V225H197ZM45 227V226H44ZM98 227H100L99 228V230L97 229ZM200 227H198L199 229H201ZM206 227V226H205ZM40 228V227H39ZM94 228V229H93ZM116 228H118V229H116ZM125 228H126V230H125ZM48 229V228H47ZM89 229V230H90ZM198 229V230H199ZM207 229V228H206ZM42 230V229H41ZM107 230L109 231V232H107ZM234 230V229H233ZM101 231V232H100ZM127 231H129V233L127 232ZM145 231H146V233H145ZM210 231V230H209ZM227 231H228V229H227ZM249 231V230H248ZM48 232H49V230H48ZM93 232H98V234L96 233V234H94ZM100 232V233H99ZM115 232V234H113V235H111L112 233H114ZM131 232V233H130ZM192 232V231H191ZM43 233H45V232H43ZM56 233V232H55ZM91 233H93V234H91ZM110 234V235H108V234ZM142 233H144V235L146 234V236H144V235H142ZM235 233H236V231H235ZM237 233H238V231H237ZM53 234V233H52ZM51 234V235H52ZM134 234V236H135V239L133 240L132 239V235ZM193 234V233H192ZM206 235V236H205ZM44 236H45V234H44ZM43 236V237H44ZM47 236V235H46ZM133 236V237H134ZM143 236V237H142ZM54 237H56L57 238V236H54ZM145 237L147 238V240H145ZM252 237V236H251ZM252 237V238H253ZM53 238V237H52ZM218 238V237H217ZM59 239V240H60ZM99 239V240H98ZM248 239V238H247ZM254 239H257V238H254ZM43 240V239H42ZM51 240H53V239H51ZM55 240V239H54ZM56 240H58V239H56ZM218 240H220V239H218ZM264 240V239H263ZM263 240H260L261 242L263 241ZM47 241H49V240H47ZM67 241V240H66ZM65 241V242H66ZM96 241V242H97ZM137 241V242H136ZM61 242V241H60ZM95 242V243H96ZM151 243V245H152V247L153 248H150L151 246L149 245V243ZM50 243V242H49ZM100 243V242H99ZM63 244V243H62ZM61 244V245H62ZM67 244V243H66ZM69 244V243H68ZM67 244V245H68ZM93 244V243H92ZM148 245L150 246V247H148ZM262 245V244H261ZM53 246V245H52ZM57 246V245H56ZM65 246V245H64ZM63 246V247H64ZM69 246V245H68ZM70 246H71V244H70ZM70 246L69 247H67V251H68V248H70ZM96 246V245H95ZM60 247V246H59ZM78 247H80V246H78ZM107 247H109V248H107ZM143 247V248H142ZM86 248V247H85ZM88 248H90V247H88ZM87 248V249H88ZM148 248V249H147ZM264 248V247H263ZM54 249H56V248H54ZM62 250H64L63 248H61ZM71 249H72V251L71 252H73V254L72 255H74V252H75V255L74 256H72L71 257V260H73L74 258H75V256H76V252H78L80 249H78V248H73V247H71ZM74 249H76V250H74ZM78 249V250H77ZM82 249V248H81ZM143 249H146V251H144ZM149 249H151L153 252H151ZM74 250V251H73ZM127 250V251H126ZM56 251V250H55ZM101 252V251H105V253L107 252L108 254H100V253H97V252ZM222 251V252H221ZM227 252H228V249L226 250ZM231 251V250H230ZM229 251V252H230ZM63 252V251H62ZM66 252V251H65ZM65 252H63L64 254H66ZM70 252V253H71ZM127 253V255H126V253ZM226 252V253H227ZM79 253V252H78ZM152 253H154L153 255H152ZM226 253H225V255H226ZM63 254V255H64ZM69 254V253H68ZM84 254V253H83ZM231 254V253H230ZM60 255V254H59ZM62 255V254H61ZM82 255V254H81ZM81 255H80V259H81ZM138 255L140 256V261H137L135 258H134V256L135 257H138ZM152 255V256H151ZM228 255V254H227ZM70 256V255H69ZM77 256H78V254H77ZM76 256V257H77ZM83 256V255H82ZM127 256H130L131 258H132V256H133V258H134V261H132L133 259H130L129 257H127ZM223 256V257H222ZM228 256H230V255H228ZM233 256V255H232ZM62 257V256H61ZM153 257V258H152ZM63 258V257H62ZM61 258V259H62ZM68 258H70V257H68ZM67 258V259H68ZM132 261V262H128L129 261V259ZM161 258V259H162ZM227 258H229V257H227ZM80 259H79V256H78V260H77V262L75 263V264H77L78 263V261H80ZM154 259V260H153ZM231 259V258H230ZM70 260V261H71ZM75 260V259H74ZM170 260H171V263H170ZM234 260V259H233ZM237 260V259H236ZM67 261V260H66ZM65 261V262H66ZM151 263H150V262ZM173 261V262H172ZM226 261V260H225ZM224 260H223V262H225ZM73 262V261H72ZM71 262V263H72ZM80 262V263H81ZM128 262V263H127ZM138 262V263H137ZM145 262V263H144ZM153 262V263H152ZM159 262V261H158ZM235 262V261H234ZM241 262V261H240ZM79 263V264H80ZM85 264H87L86 262H84ZM161 263V262H160ZM167 263H165V264H167ZM73 264V263H72ZM147 264V263H146ZM226 264V263H225Z\"/></svg>",
    "mask_w": 264,
    "mask_h": 264
},
{
    "label": "water",
    "instance_id": "3",
    "mask_svg": "<svg viewBox=\"0 0 264 264\" xmlns=\"http://www.w3.org/2000/svg\"><path fill=\"white\" fill-rule=\"evenodd\" d=\"M78 1L85 9L90 21L98 28L104 39L110 44L112 48V79L114 90L126 116L152 139L153 143L166 158V160L177 171H179L182 176L230 192L232 195H236L244 200H247L264 212V201L255 194L241 189L236 185L218 179L214 176L199 172L181 161L170 150L163 137L156 131V129L145 118H143L134 110L126 95L120 71L121 62L124 59V47L122 45V42L111 30L102 16L96 11L90 0Z\"/></svg>",
    "mask_w": 264,
    "mask_h": 264
},
{
    "label": "crops",
    "instance_id": "4",
    "mask_svg": "<svg viewBox=\"0 0 264 264\" xmlns=\"http://www.w3.org/2000/svg\"><path fill=\"white\" fill-rule=\"evenodd\" d=\"M149 122V121H148ZM152 124V123H151ZM152 126L156 129V127H155V125L154 124H152ZM157 130V129H156ZM158 131V130H157ZM159 132V131H158Z\"/></svg>",
    "mask_w": 264,
    "mask_h": 264
}]
</instances>
